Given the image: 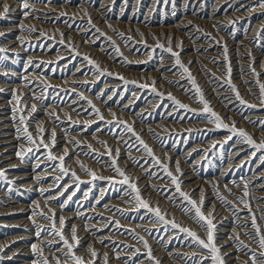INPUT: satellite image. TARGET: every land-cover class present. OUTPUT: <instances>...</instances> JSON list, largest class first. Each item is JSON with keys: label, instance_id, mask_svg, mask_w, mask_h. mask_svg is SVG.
I'll return each instance as SVG.
<instances>
[{"label": "rangeland", "instance_id": "374dc122", "mask_svg": "<svg viewBox=\"0 0 264 264\" xmlns=\"http://www.w3.org/2000/svg\"><path fill=\"white\" fill-rule=\"evenodd\" d=\"M3 1V0H2ZM11 4L10 10L13 7L14 12L9 11L6 15H0V48L7 49L9 51L0 52V58L6 57V59L0 60V104H2V108H0V117L2 116V111L5 112L8 119L9 131L6 134H10V138L12 137L14 149L12 152H4L0 154V171L5 173L6 179L0 180V264H37V260L39 257L32 251L30 245L32 247L33 244H36L41 249H43V255L48 258L50 264H56V258H59L61 264H73V261L66 257L64 253L67 251L63 247V243L60 241L59 237L54 234L52 231L53 224L48 223L43 217L39 215H35L33 213L45 212V216L52 215V212L55 213L56 218V230L60 231L59 218L63 217L65 220V225L63 227V232L66 238L71 241L72 233L69 229H72V222L74 223L73 227L77 229V236L79 235L80 244L79 246L74 248V252L78 256L84 257L85 261H91L94 258L90 256L88 252V247L96 249L95 251L99 254L98 257L95 258L96 264H104L105 255H107L108 264H156V260L158 258L159 264H199L200 258L205 255L206 250L200 248L197 244L191 241L190 237H187L186 234L179 232L178 229H174L171 227V223L164 224L163 222L158 221L155 217L154 213L149 212L144 208H140L136 202L132 199L130 195V189L127 185H122L119 181L122 180V177L118 176L111 166V159L108 154V149L112 150L113 157L116 156V150L120 153L117 157V165L129 177L132 176V181L138 185L142 198L149 203L152 209L159 207L161 209V214L165 216L167 221L175 220L176 223L188 227L191 230L195 231L201 238L206 239L205 230L200 228L197 224H195L190 218L189 215H185L180 209L181 207L187 206L186 202L179 197V194L175 192V186L170 183L169 177L165 174L163 169L154 164L152 158L148 156V154H143V148L138 144L136 140V136L134 137L132 133L127 132L125 126L132 127L134 132L153 150V154L157 157L163 164L168 166V169L174 174L177 175L180 181L183 183L181 185V190L190 193L191 198L199 201L201 197H205L203 204V211L205 215L212 213L214 216L213 223L216 225V243L221 248V254L224 257L225 264H252L251 254L252 252L257 253V257L259 258L260 249L256 242L251 238L255 236L254 229L251 228V218L252 215H255L256 220L259 225L264 229V195L262 197V193L264 192V188L258 190L255 188L257 183L264 182V176H262L261 180H258L257 183H253V181L249 180V176L253 173H259L263 171L264 160L261 159V152H256L255 155L251 156V153L255 150L251 148L247 143L242 142V138L232 135L230 137V133L223 128H217L216 125L210 122L211 117L210 114L205 113L203 111L202 105L198 102V98L194 95V89L191 84L187 80V78H179V69L175 67V58L165 51L169 45L168 41L170 40L172 43L173 51L178 52L180 55L181 62L187 66L190 71L194 75H192L197 84L199 83V87L204 93L205 99L210 104L212 110H216L215 112L220 114L223 122L231 126L235 124L237 130L243 129L245 130L256 143H260L264 141V104L260 103V84H264V8H260L258 6L260 0H224V2L220 0H27L28 8L25 9L23 7L24 2L22 0H6ZM12 1V2H11ZM42 1V2H41ZM64 1V3H63ZM72 1L74 3H72ZM85 1V2H84ZM89 1V2H88ZM100 1V2H99ZM106 1V2H104ZM123 1V3H122ZM172 1V2H171ZM185 1V2H184ZM14 2H19L14 3ZM41 2V3H40ZM66 2V3H65ZM97 2V3H95ZM197 2V5H196ZM204 2V3H203ZM215 2V3H214ZM1 3V0H0ZM21 3V4H20ZM43 3V4H42ZM46 3V5L44 4ZM53 3V4H52ZM62 3V4H61ZM86 5H84V4ZM111 3V4H110ZM122 3V4H121ZM139 3V4H137ZM154 3V4H153ZM156 3V4H155ZM181 3V5H180ZM213 3V4H212ZM17 4V5H16ZM34 4V6H33ZM39 4V5H38ZM42 4V5H41ZM53 9L49 16L43 14V10L48 9L50 6ZM59 4V5H58ZM69 5L68 9L65 5ZM84 6H83V5ZM89 6H88V5ZM144 4V5H143ZM152 4V5H151ZM192 6H191V5ZM213 7H212V5ZM219 4V5H218ZM229 4V5H228ZM13 5V6H12ZM38 5V6H37ZM41 5V6H40ZM46 7H44V6ZM63 7H60L62 6ZM77 5V6H76ZM92 5V6H91ZM133 5V6H131ZM151 5V6H150ZM186 5V6H185ZM204 5V6H202ZM218 5V6H217ZM16 6V7H14ZM18 6V7H17ZM33 6V7H32ZM39 8H36V7ZM79 8H75L78 7ZM94 6V7H93ZM110 6V7H108ZM114 6V7H113ZM118 6V7H117ZM197 6V7H196ZM2 7V4H0ZM35 7V8H34ZM44 7V8H43ZM60 7V8H59ZM70 7H73L69 10ZM82 7V8H81ZM85 7V8H83ZM98 7V8H97ZM113 7V8H112ZM120 7V8H119ZM127 7V8H126ZM132 7V8H131ZM148 7V8H147ZM152 7V8H151ZM180 7V8H179ZM191 7V8H190ZM212 7V8H211ZM75 8V10H74ZM88 8V9H87ZM90 8V9H89ZM104 8V9H103ZM110 8V9H109ZM119 8V9H118ZM131 8V9H130ZM151 8V9H149ZM175 8V9H174ZM184 8V9H183ZM186 8V9H185ZM197 8V9H195ZM216 8V9H215ZM21 9V10H20ZM34 9V10H33ZM50 9V8H49ZM57 9V10H56ZM60 9V10H59ZM65 9V10H64ZM73 9V10H72ZM81 9V10H80ZM83 9V11H82ZM87 9V10H86ZM95 9L96 12H95ZM118 9V11H117ZM123 10L121 12V10ZM134 9V10H133ZM141 9V10H140ZM147 9V10H146ZM192 9V10H191ZM211 9V10H210ZM258 9V10H256ZM262 11H261V10ZM0 8V13H3ZM19 10V13H18ZM28 10V11H27ZM32 10V11H29ZM51 10V9H50ZM62 10V11H61ZM86 10V11H85ZM89 10H93L92 12ZM101 10V12H100ZM114 10V12H113ZM120 10V11H119ZM129 10L131 12H129ZM148 12H145V11ZM153 10V11H152ZM175 10V11H174ZM179 10V11H178ZM187 10V12H186ZM190 10V11H189ZM196 10V11H195ZM198 10V11H197ZM204 10V11H203ZM218 10V11H217ZM220 10V11H219ZM252 10L251 14L250 11ZM256 10V11H253ZM260 10V11H259ZM30 12L25 17V12ZM36 13H35V12ZM61 11V13H60ZM69 11V12H68ZM74 11V12H73ZM80 11V12H78ZM109 11V12H108ZM136 11V12H135ZM152 11V13H151ZM231 13L233 14H229ZM246 11V12H245ZM23 14H22V13ZM67 12V13H66ZM71 12V13H70ZM77 12V16H76ZM100 12V13H99ZM106 12V13H105ZM112 12V13H111ZM119 15H118V13ZM126 12V14H125ZM134 12V13H133ZM154 12V13H153ZM180 12V13H179ZM196 12V13H195ZM204 12V14H203ZM235 12V13H234ZM237 12L239 13V17H237ZM245 12V17L243 16ZM35 13V15H34ZM57 13V14H56ZM60 15H59V14ZM63 13V14H62ZM85 13V14H84ZM90 13V14H89ZM94 13V14H93ZM104 13V14H103ZM190 13V14H189ZM209 13V14H208ZM243 13V14H242ZM249 13V14H247ZM255 16H254V14ZM259 13V14H258ZM262 13V14H260ZM14 14V15H13ZM37 14V15H36ZM62 14V15H61ZM67 14L69 16H67ZM71 14V15H70ZM75 14V17L73 15ZM85 15L84 16H80ZM129 14V15H128ZM135 14V15H134ZM194 14V15H193ZM228 14L226 17L222 16ZM34 15V16H33ZM41 15V16H39ZM53 15H56L53 17ZM80 18L78 19L77 17ZM94 15V16H92ZM117 15V16H116ZM145 15V16H143ZM149 15V16H148ZM187 15V16H185ZM209 15V16H208ZM219 15V16H218ZM221 15V17H220ZM232 15V16H230ZM236 15V16H235ZM10 16V17H9ZM22 16V17H21ZM72 16V17H71ZM87 16V17H86ZM101 16L103 19H101ZM123 16V17H122ZM128 16V17H127ZM189 17L188 19H186ZM219 18H216V17ZM233 16L235 18H233ZM242 16V17H241ZM247 16V17H246ZM31 17V18H30ZM33 17V18H32ZM47 17V19H45ZM85 19H84V18ZM90 17V18H89ZM96 17V18H95ZM98 17V18H97ZM117 17V18H116ZM144 17L145 19H143ZM181 17V18H180ZM184 17V18H183ZM196 17V18H195ZM198 17V18H197ZM215 17V18H214ZM223 17V18H222ZM230 17V18H229ZM8 18V19H7ZM25 18V19H24ZM27 18V22H26ZM67 18V19H66ZM88 18V19H87ZM142 18V19H141ZM195 18V19H193ZM221 18V19H220ZM24 24L22 25V21ZM29 19V20H28ZM55 19V20H54ZM69 19V20H68ZM75 19V20H74ZM81 19V20H80ZM94 19L95 24H88V20ZM109 19V20H108ZM128 19V20H127ZM181 19V20H180ZM191 19V20H189ZM197 19V20H196ZM203 19V20H202ZM215 19V20H214ZM218 19V20H216ZM223 19V20H222ZM235 19V21H233ZM248 19V20H246ZM259 19V20H258ZM54 20V21H53ZM63 20V21H62ZM106 20V21H104ZM111 20V23H110ZM118 20L117 22H115ZM121 20V21H120ZM136 20V21H135ZM166 20V21H165ZM178 20V21H177ZM180 20V21H179ZM189 20V21H188ZM202 20V22H201ZM222 20V21H221ZM251 20V21H250ZM258 22H257V21ZM262 20V21H260ZM9 21V22H8ZM13 21V22H12ZM30 21H33L30 23ZM71 21V22H70ZM102 21V22H101ZM104 21V24H103ZM108 21L110 24L106 25L105 23ZM130 21V22H129ZM135 21L134 24H132ZM138 21V22H137ZM148 21V22H147ZM159 21V22H158ZM175 21V23L173 22ZM184 21L185 24L181 23ZM216 21V22H215ZM231 21V22H230ZM249 21V22H248ZM22 22V23H21ZM35 22V23H34ZM37 22V23H36ZM79 22V23H78ZM83 22V23H82ZM118 24H113V23ZM120 22V23H119ZM122 22V23H121ZM126 22V23H125ZM132 22V23H131ZM140 22V24H139ZM179 23V25L177 24ZM193 22V23H192ZM200 22V23H199ZM204 22V23H203ZM229 25H228V23ZM257 22V23H256ZM263 22V25H262ZM19 23V24H18ZM40 23V24H39ZM42 23V24H41ZM44 23V24H43ZM57 23V24H56ZM61 23V24H60ZM98 23V24H97ZM102 23V24H101ZM123 27H121L122 25ZM137 23V24H136ZM143 25H142V24ZM174 23V24H173ZM189 23V24H188ZM194 23H196L194 25ZM199 23V24H198ZM208 23V25H207ZM216 23V24H215ZM247 23V24H246ZM260 23V24H258ZM10 25L8 27V25ZM30 25L29 27L27 26ZM34 24V25H33ZM59 24V25H58ZM68 24V25H67ZM122 24V25H121ZM128 24V25H127ZM163 26H157V25ZM173 24V25H172ZM177 24V25H175ZM181 24V26H180ZM187 24V25H186ZM211 24V25H210ZM232 24V25H231ZM250 24V25H249ZM17 25V27H16ZM25 25V26H24ZM33 25V26H32ZM36 25V26H35ZM40 25V26H39ZM76 25V26H75ZM95 27H94V26ZM100 25H106L100 26ZM132 25V26H131ZM167 25H172L168 26ZM175 25V27H174ZM204 25V26H203ZM227 25V26H226ZM235 25V26H233ZM237 25V26H236ZM241 25V26H240ZM246 25V26H244ZM23 26V27H21ZM39 26V27H37ZM54 26V27H53ZM57 26V28H55ZM62 26V27H61ZM87 26V30L85 29ZM97 26V27H96ZM133 26H135L133 28ZM142 26V27H141ZM146 28H145V27ZM192 26V27H191ZM201 28H200V27ZM252 26V27H251ZM258 28H254L256 27ZM261 26V27H259ZM5 29H4V28ZM36 29L32 32V28ZM81 27L84 29L82 30ZM90 27V28H89ZM125 27V28H124ZM138 27V30H137ZM140 27V29H139ZM144 27V28H143ZM152 27H154L152 29ZM158 27V28H157ZM160 27L162 29H160ZM163 27L165 29H163ZM188 29H187V28ZM196 27V28H195ZM197 27H199L197 29ZM229 27V28H228ZM235 27V28H234ZM238 27V28H237ZM9 28H15L13 31L8 30ZM17 28V29H16ZM28 28V29H27ZM38 28V29H37ZM61 28V29H59ZM70 28V29H69ZM80 28L81 31L78 29ZM102 28V29H101ZM107 28V29H106ZM109 28V29H108ZM132 28V29H131ZM142 28V29H141ZM151 28V29H150ZM157 28V29H155ZM170 28V29H169ZM196 30H195V29ZM248 28V29H247ZM7 29V30H6ZM63 29V30H62ZM67 29V30H65ZM73 29V30H72ZM78 29V31H76ZM96 29H99L97 31ZM115 29V30H113ZM135 29V30H133ZM147 29V30H146ZM168 29V30H167ZM191 31H190V30ZM194 29V31H193ZM204 31L201 32L200 31ZM252 29V30H251ZM5 30V31H4ZM40 30V32H38ZM62 30V31H61ZM70 30V31H69ZM103 30V35H101ZM109 30V31H108ZM111 30V31H110ZM119 30V32L117 31ZM125 30V32H124ZM127 30V32H126ZM141 30V31H140ZM156 30V31H155ZM169 30L171 32H169ZM186 30V31H185ZM207 30V31H206ZM244 30V31H242ZM4 31V32H3ZM8 31V32H7ZM22 31V32H21ZM26 31V32H25ZM42 31V32H41ZM66 31V32H65ZM76 33V34H73ZM76 31V32H74ZM83 31V32H82ZM101 31V32H100ZM122 31V32H121ZM134 31V32H133ZM146 31V32H145ZM164 31V32H163ZM175 31V32H174ZM181 31V32H180ZM184 31V32H183ZM189 31V32H187ZM235 31V32H234ZM242 31V32H241ZM246 31V32H245ZM250 31H254L251 33ZM257 31V32H256ZM259 31V32H258ZM13 32V33H12ZM21 34H20V33ZM99 32V33H98ZM116 32V34H115ZM152 32V33H151ZM161 32V33H160ZM169 32V33H168ZM187 32V33H186ZM193 32V33H192ZM233 32V33H232ZM249 32V33H248ZM12 33V34H11ZM29 33V34H28ZM32 33V34H31ZM41 33V36H40ZM68 33V35H66ZM80 33V34H79ZM98 33V34H97ZM118 33H123V38H121ZM159 33V34H157ZM170 35H168V34ZM176 33V34H175ZM180 33V34H179ZM183 33V35H182ZM200 33V34H199ZM258 33V34H257ZM262 33V34H261ZM28 34V35H27ZM39 34V35H38ZM72 34V35H71ZM90 34V35H89ZM95 34V35H94ZM106 34V35H105ZM163 34V35H162ZM196 34V35H195ZM202 34V35H201ZM227 34V35H226ZM237 34V35H236ZM248 34V35H247ZM17 35L19 37H17ZM22 35V36H21ZM36 35V37H35ZM44 35V36H43ZM71 35V36H70ZM78 39L77 38V36ZM92 35V36H91ZM100 35V36H99ZM140 35V36H139ZM161 35V36H160ZM167 35V36H166ZM177 35V37H176ZM178 35L179 38H178ZM184 37H182V36ZM202 37H201V36ZM230 35V36H229ZM246 35V36H245ZM256 35V36H254ZM16 36V37H15ZM27 36L26 40L25 37ZM80 36V37H79ZM83 36V37H82ZM95 36V38H94ZM104 36V38H103ZM106 36V37H105ZM108 36V37H107ZM142 36V37H141ZM194 36V37H193ZM196 36V37H195ZM199 36V37H198ZM243 36V37H242ZM253 36V37H252ZM258 36V37H257ZM16 38V40L14 39ZM24 37V40H23ZM33 37V38H32ZM40 37V38H39ZM71 37V38H70ZM82 37V39H81ZM88 37V38H86ZM131 37V39H128ZM182 37V38H181ZM187 37V39H186ZM227 39H226V38ZM234 37V38H233ZM262 37V38H261ZM7 38V39H6ZM29 38V39H28ZM39 38V39H37ZM70 38V39H69ZM74 38V39H73ZM77 38V39H76ZM126 38V39H124ZM181 38V39H180ZM195 40H193V39ZM68 39V41L66 40ZM87 39V40H86ZM95 39V40H94ZM99 41H98V40ZM128 39V41H127ZM139 39H141L139 41ZM240 39V43L239 40ZM243 39V40H242ZM245 39V40H244ZM255 39V40H254ZM12 42V44L7 45V42ZM63 40V43L61 41ZM71 40V41H69ZM77 40V42H76ZM81 40V41H80ZM83 40V41H82ZM92 40V41H90ZM100 40H102L100 43ZM106 40V41H105ZM124 40V42H123ZM137 42H136V41ZM177 40V41H176ZM184 40V41H182ZM226 42H225V41ZM229 40V41H228ZM247 40V41H246ZM249 40V41H248ZM7 41V42H6ZM20 41V43L18 42ZM27 41V42H26ZM67 41V42H66ZM89 41V42H88ZM127 41V42H126ZM130 41V42H129ZM134 41V42H133ZM186 41V42H185ZM202 41V42H201ZM221 41V42H220ZM234 41V42H233ZM3 42L6 44H3ZM70 42V43H69ZM84 42V43H83ZM97 42V43H96ZM138 42H141L138 43ZM163 44L164 49H160L156 47L157 43ZM182 44H181V43ZM188 42V43H187ZM202 43L200 45V43ZM220 42V43H219ZM231 44H230V43ZM238 42V43H237ZM242 42V43H241ZM247 42L248 44H246ZM17 43V44H16ZM82 43V44H81ZM105 45H104V44ZM108 43V44H107ZM113 43V44H112ZM185 43V44H184ZM195 43V44H194ZM199 44V45H196ZM205 43V45H204ZM223 43V44H222ZM229 43V45H228ZM257 43V44H256ZM263 43V44H262ZM130 44V45H129ZM144 44V45H143ZM184 44V45H183ZM187 44V45H186ZM219 44V45H218ZM223 46H221V45ZM236 44V45H235ZM250 44V45H249ZM256 44V45H255ZM260 44V45H259ZM4 45V46H3ZM16 45V46H15ZM84 46V48L82 47ZM86 45V46H85ZM88 45V46H87ZM90 45V48H89ZM101 45V46H100ZM107 45V47H106ZM109 45V46H108ZM113 45V46H110ZM127 47H124V46ZM183 45V46H182ZM226 45V46H225ZM228 45V46H227ZM242 45V46H241ZM252 45V46H251ZM75 46V47H74ZM121 46V47H120ZM123 46V47H122ZM144 46V47H142ZM182 48H181V47ZM247 46V47H246ZM253 46L256 47L253 49ZM22 47V48H21ZM81 47L83 49H81ZM98 47V48H97ZM101 47V48H99ZM104 47V48H103ZM190 47V48H188ZM197 47V48H196ZM215 47V48H214ZM227 47L228 49V59L229 61H224V52L223 49ZM231 47V48H229ZM244 47V48H243ZM16 48V49H15ZM23 49V51L21 49ZM48 48V49H47ZM97 48V50H96ZM116 48H119V54L114 51ZM126 51L124 52V49ZM187 48V49H186ZM223 48V49H221ZM239 48V49H238ZM260 48V49H259ZM19 49V50H17ZM80 49L83 51H80ZM87 49V50H86ZM93 49V52H91ZM194 49V50H193ZM200 49V50H199ZM215 49H217L215 51ZM230 49V50H229ZM244 49V50H243ZM247 49V50H246ZM16 50V52H15ZM21 50V51H20ZM45 50V51H44ZM70 50V51H69ZM75 50V51H71ZM96 50V51H95ZM111 50V51H110ZM130 52H129V51ZM187 50V51H186ZM190 50V51H189ZM222 50V51H220ZM242 52H241V51ZM256 50V51H255ZM25 51V52H24ZM69 51V52H68ZM98 51V53H97ZM100 51V52H99ZM110 51V52H109ZM235 51V52H233ZM240 51V52H239ZM253 51V52H252ZM255 51V52H254ZM258 51V52H257ZM62 52L63 54L57 53ZM66 52V53H65ZM109 52V53H108ZM114 52V53H113ZM121 52V53H120ZM133 52V54H132ZM181 52V53H180ZM184 52V54H182ZM212 52V54H211ZM214 52V53H213ZM237 52V53H236ZM248 52V53H247ZM29 53L30 55H27ZM33 53H38L33 54ZM56 53V54H55ZM79 53V54H78ZM84 53V54H83ZM95 53V54H94ZM98 55H97V54ZM102 53V54H101ZM126 53V54H125ZM130 55H129V54ZM191 53V55H190ZM195 53L194 55H192ZM206 53V54H205ZM216 53V54H215ZM244 53V55H243ZM246 53V54H245ZM253 53V54H251ZM257 53V54H256ZM263 55H262V54ZM114 54V55H113ZM116 54V55H115ZM122 54V55H121ZM128 54V55H127ZM164 54V55H163ZM215 54V55H214ZM223 54V55H222ZM242 54V55H241ZM251 54V55H249ZM260 54V55H259ZM30 58L28 60V58ZM42 55V56H41ZM56 55V56H55ZM61 55V57H60ZM82 55V56H81ZM83 55L89 57L94 64H89L87 60L84 59ZM90 55V56H89ZM97 55V56H96ZM102 55V56H101ZM111 55L108 60V56ZM121 55V57H120ZM126 57H124V56ZM127 55V56H126ZM140 55V56H139ZM184 55V56H182ZM187 55V56H185ZM209 55V56H208ZM239 55V56H238ZM256 55V57H255ZM34 58H33V57ZM134 56V58H133ZM189 56V59H188ZM196 56V57H195ZM198 56V57H197ZM236 56V57H233ZM254 56V57H253ZM37 57V58H36ZM83 57V58H82ZM124 57V58H123ZM146 57V58H145ZM168 57V58H163ZM183 57V58H182ZM187 59H186V58ZM210 57V58H209ZM263 57V58H262ZM16 58V59H15ZM48 58V59H47ZM101 58V59H100ZM123 58V59H121ZM128 58V59H127ZM134 60H131V59ZM139 58H143L142 60ZM191 58V59H190ZM195 58V59H194ZM200 58V59H199ZM240 60H239V59ZM252 58V60L248 59ZM262 58V59H261ZM27 59V60H25ZM40 59V60H39ZM69 59H71L69 61ZM125 59V60H124ZM187 61H186V60ZM209 59V60H208ZM216 59V60H215ZM247 59V60H245ZM254 59V60H253ZM258 59V60H257ZM121 60V61H120ZM130 60V61H129ZM160 60V61H159ZM169 60V61H168ZM197 60V61H196ZM201 60H203L201 62ZM206 60H208L206 62ZM250 60V61H249ZM108 61V62H107ZM126 63H125V62ZM128 61V62H127ZM134 61V62H133ZM163 61V62H162ZM190 61V62H189ZM196 61V62H195ZM212 61V62H211ZM233 61V63L231 62ZM238 61V62H237ZM240 61V62H239ZM245 61V62H244ZM247 61V62H246ZM248 61L251 65L248 66ZM252 61V62H251ZM64 62V63H63ZM67 62V63H65ZM114 64H113V63ZM122 62V63H121ZM124 62V63H123ZM165 62V63H164ZM169 62V63H168ZM186 62V63H185ZM202 64H201V63ZM227 66L231 67V80L232 84L235 88L241 93V98L246 101V104H240V102L236 99V95L234 92L229 90V87L226 83V63ZM235 62V63H234ZM258 64H256V63ZM70 63V65H69ZM113 64V66L111 65ZM117 63V64H116ZM128 63V64H127ZM135 63V64H133ZM163 65H160V64ZM168 63V64H167ZM207 63V64H206ZM213 63V64H212ZM224 63V64H222ZM230 63V64H229ZM243 63V64H242ZM249 63V64H250ZM25 64V65H24ZM64 64V65H62ZM116 64V65H115ZM126 64V65H125ZM195 64V66H193ZM221 64V65H220ZM233 64V65H232ZM237 64V65H236ZM247 64V65H246ZM254 66H253V65ZM256 64V65H255ZM262 65V66H259ZM24 65V66H23ZM98 65V69L96 66ZM192 65V66H191ZM206 65V66H205ZM218 65V66H216ZM225 65V66H223ZM240 65V66H239ZM243 65V66H242ZM246 65V66H244ZM26 66V68H25ZM77 66V67H76ZM123 66V68H122ZM158 66V67H156ZM198 66V67H196ZM200 66V67H199ZM215 66V67H213ZM237 66V67H236ZM256 66V67H255ZM259 66V67H257ZM68 67V68H67ZM206 72H204L205 70ZM221 67V68H220ZM242 67V68H241ZM244 67V68H243ZM249 67V68H248ZM262 67V68H261ZM67 68V70H65ZM78 68V69H76ZM160 68V69H159ZM211 68V69H209ZM214 68V71H213ZM217 68V69H216ZM223 68V69H222ZM239 68V69H238ZM254 68L258 75H253L250 69ZM261 68V69H260ZM128 69V70H127ZM202 71H200V70ZM225 69V70H224ZM236 69V71H235ZM3 70V72H2ZM59 70V71H58ZM64 70V71H63ZM78 70V71H76ZM157 72H156V71ZM260 72H259V71ZM40 71V72H39ZM63 71V72H62ZM100 71V72H99ZM130 71V72H128ZM134 71V72H133ZM213 74H212V72ZM217 71V72H216ZM240 71V72H239ZM249 71V72H248ZM10 72V73H9ZM29 72V74H28ZM31 72V73H30ZM35 72V76L32 74ZM105 72V73H104ZM156 72V73H155ZM164 72V73H163ZM203 72V73H202ZM208 72V73H207ZM211 72V73H210ZM217 74L215 75L214 74ZM234 72V73H233ZM245 72V73H244ZM14 73V74H13ZM20 73V74H19ZM40 73V74H38ZM57 73V74H56ZM92 73V74H91ZM131 73V74H130ZM205 73V74H204ZM243 73V75H242ZM247 73V74H246ZM26 76L24 77L23 75ZM163 74L165 76H163ZM174 79H172V75ZM201 74V75H200ZM219 74V75H218ZM235 74V75H234ZM239 74V75H238ZM244 74H246L244 77ZM15 75V76H14ZM30 75V76H29ZM34 78H30V77ZM41 76L40 78L37 76ZM155 75V76H154ZM161 75V76H160ZM169 75V76H168ZM171 75V76H170ZM200 76V78L197 76ZM206 75V76H205ZM233 75V76H232ZM241 75V76H240ZM10 76V77H9ZM14 76V77H13ZM18 76V77H17ZM44 76V77H43ZM93 76H95L93 78ZM159 76V77H158ZM211 76V77H210ZM217 78H216V77ZM221 76V77H218ZM249 79L247 80V77ZM3 77V78H2ZM23 77V79H22ZM47 80H46V78ZM49 77V78H48ZM65 77H67L66 80ZM69 77V78H68ZM89 77L93 78L90 79ZM120 77H123L121 79ZM161 77V79H160ZM164 77V78H163ZM167 79H166V78ZM207 77V78H206ZM225 78V81L219 78ZM241 79H240V78ZM260 79H259V78ZM262 77V78H261ZM6 78V79H4ZM15 78V79H14ZM36 78V79H35ZM38 78V79H37ZM44 80H43V79ZM63 78V79H62ZM203 78V79H202ZM206 78V79H205ZM211 78V79H210ZM215 78V79H214ZM239 79L241 81L235 80ZM12 79V80H11ZM42 79V80H41ZM49 79V80H48ZM56 79V80H54ZM59 79L62 81L60 82ZM71 79V81H70ZM86 79V80H85ZM198 79V80H197ZM210 79V80H209ZM213 79V80H212ZM219 79V80H218ZM259 81H258V80ZM10 80V81H9ZM23 83H21V81ZM41 80V81H40ZM65 80V81H64ZM172 80V81H171ZM20 81V82H19ZM28 83H27V82ZM43 81V82H42ZM51 81H53L51 83ZM56 81V82H55ZM59 81V82H58ZM127 81V83H126ZM164 81V82H163ZM169 81V82H168ZM170 81L172 83H170ZM201 81V82H200ZM234 81V82H233ZM250 81V82H249ZM12 82V83H11ZM19 82V83H18ZM46 82V83H45ZM50 82V83H49ZM64 84H63V83ZM67 82V83H66ZM153 82H155V89L153 91ZM184 82V83H183ZM205 82V83H203ZM210 82V83H209ZM4 83V84H3ZM15 83V84H14ZM31 83V84H30ZM35 83V84H34ZM36 83L38 85H36ZM42 83V84H41ZM44 83V84H43ZM54 83V84H53ZM59 83V85L57 84ZM109 85H105V84ZM112 83V84H111ZM168 85H167V84ZM184 85H183V84ZM189 83V84H188ZM226 83V84H225ZM246 83V84H245ZM7 84V85H6ZM9 84V85H8ZM14 84V85H12ZM21 84L23 86H21ZM29 84V85H28ZM47 84V85H46ZM65 84L66 85L65 87ZM12 85V87H11ZM45 85V86H44ZM62 85V86H61ZM72 85V86H71ZM83 85V86H82ZM104 85V86H103ZM143 85H147V87H143ZM172 85V86H171ZM183 85V86H182ZM205 85V86H204ZM210 88H209V86ZM213 85V86H212ZM216 85V86H215ZM241 85V86H240ZM243 85V86H242ZM3 86V87H2ZM18 86L20 89L15 88ZM32 86V88H31ZM35 86V87H34ZM48 86V87H47ZM175 86V87H174ZM186 86V87H185ZM203 86V87H202ZM207 86V87H206ZM240 86V87H238ZM25 87V88H24ZM34 87V88H33ZM70 87V88H69ZM74 87V89H73ZM169 87V88H168ZM171 87V88H170ZM247 87V88H246ZM11 88H14L13 90ZM44 88V89H43ZM48 88V89H47ZM65 88V89H64ZM72 88V90H70ZM176 91H183L182 93H178ZM182 88V89H181ZM209 88V89H208ZM243 88V89H242ZM25 90V92L23 91ZM69 89V90H68ZM76 89V90H75ZM179 89V90H178ZM206 89V90H205ZM211 89V90H210ZM20 90V91H19ZM29 90V91H28ZM39 92L38 94L36 91ZM49 90V91H48ZM53 90V91H52ZM58 90V92H57ZM80 90V92H79ZM187 92H186V91ZM213 90V91H212ZM228 90V91H227ZM249 90V91H248ZM14 91V92H13ZM22 91V97L20 96ZM69 91V92H68ZM78 91V92H77ZM151 91V92H150ZM191 91V92H189ZM207 91H209L207 93ZM222 91V92H220ZM9 92V93H7ZM16 92V94H15ZM20 94H19V93ZM26 93V96L24 93ZM41 92V95H40ZM65 92V93H64ZM73 92V93H72ZM76 92V93H75ZM225 92V93H224ZM231 92V93H230ZM251 95H249L248 93ZM14 93V94H12ZM28 93V94H27ZM32 93V94H31ZM64 93V95L62 94ZM79 93L81 95H79ZM157 93H162V95H157ZM206 93V95H205ZM248 95H247V94ZM19 94V95H18ZM31 94V95H30ZM37 94V95H36ZM50 94H53L52 96ZM73 94V95H72ZM152 94V95H151ZM169 94L172 95L176 100L180 101L187 108H180L176 106L172 100L168 98ZM183 94V95H182ZM210 94V95H209ZM211 94L213 99H211ZM12 95V96H11ZM17 95L20 97L19 103H17L13 97ZM39 95V96H38ZM58 95V96H57ZM75 95V96H74ZM78 95V96H77ZM154 95V96H153ZM166 95V96H165ZM180 95V96H179ZM228 95V96H227ZM233 95V96H232ZM235 95V96H234ZM32 96V97H31ZM42 96V97H41ZM45 96V97H43ZM62 96V98H61ZM67 96V97H66ZM86 96V97H84ZM95 98H94V97ZM106 96V97H105ZM178 96V97H177ZM219 96V97H218ZM243 96V97H242ZM28 97V100H27ZM31 97V98H30ZM35 99H34V98ZM55 97V98H54ZM75 97V98H74ZM77 97V100H76ZM79 97V98H78ZM210 99H209V98ZM226 97V98H225ZM2 98V99H1ZM12 98V99H11ZM34 100H33V99ZM50 98V99H49ZM52 98V99H51ZM66 98V99H65ZM74 98V99H73ZM85 98V99H83ZM94 98V99H93ZM107 98V100H105ZM185 98V100H184ZM221 98V99H220ZM224 98V99H223ZM9 99V100H8ZM37 99V101H36ZM46 99V100H45ZM139 99V100H138ZM155 99V100H154ZM189 99V100H188ZM231 99V101H229ZM4 102H2V101ZM12 100V101H11ZM33 100V101H32ZM41 100V101H40ZM55 102H52V101ZM59 100V101H58ZM64 100V101H63ZM74 100V101H73ZM91 100V101H90ZM129 100V102H128ZM141 100V101H140ZM193 100V101H192ZM218 103H217V101ZM11 101V103H10ZM24 101V102H22ZM31 101V102H30ZM35 101V102H34ZM41 103H40V102ZM44 101V102H43ZM89 101L91 104H89ZM191 101V102H190ZM226 101V102H224ZM229 101V102H228ZM238 101V102H237ZM2 102V103H1ZM16 102V103H15ZM52 102V103H51ZM65 104H64V103ZM68 102V103H67ZM70 102V103H69ZM72 102V103H71ZM102 102V104H101ZM129 104H127V103ZM154 102V103H153ZM193 102V103H192ZM249 102V103H248ZM36 107L35 112L31 111V105L33 104ZM41 105H40V104ZM60 103V104H59ZM67 103V104H66ZM77 103V104H76ZM83 105H80V104ZM98 103V104H97ZM106 103V104H105ZM114 103V104H113ZM141 103V104H140ZM146 103V104H145ZM216 103V104H215ZM225 103V104H224ZM229 103V104H228ZM10 104V105H9ZM23 104V105H22ZM31 104V105H30ZM38 104V105H37ZM52 104V105H50ZM55 104V105H54ZM69 104V105H68ZM87 106H85V105ZM110 104V105H108ZM123 104V106H122ZM127 104V105H126ZM149 104V106H148ZM154 104V105H153ZM165 104V105H164ZM236 106H235V105ZM239 104V105H238ZM22 105V106H21ZM55 107H54V106ZM57 105V106H56ZM66 107H65V106ZM77 105V106H76ZM94 107H93V106ZM100 105V106H98ZM121 105V106H120ZM219 105V106H218ZM221 105V106H220ZM249 105H252L250 107ZM12 106V107H11ZM30 106V107H29ZM51 108H50V107ZM59 106V107H58ZM63 106V107H62ZM76 108H75V107ZM108 106V107H107ZM112 107L109 109V107ZM134 106V107H133ZM141 106V107H140ZM224 106V107H223ZM259 106V107H258ZM22 109V111H18V116H14L13 108ZM26 107V108H25ZM29 107V108H28ZM47 108L50 110L44 109ZM54 107V110H53ZM62 110H61V108ZM74 107V108H73ZM81 107V108H80ZM96 107V108H95ZM100 111V114L103 116L105 120L98 119L95 114L96 110ZM102 107V108H101ZM106 107V108H105ZM217 107H219L217 110ZM221 107V108H220ZM244 107V108H243ZM258 109H255V108ZM10 108V109H9ZM59 108V109H57ZM65 108V109H64ZM68 108V109H66ZM73 108V109H72ZM90 108V110H89ZM114 108V109H113ZM119 108V109H118ZM121 108V109H120ZM138 108V110H137ZM12 109V111H11ZM41 109V110H40ZM72 109V112H71ZM75 109V110H74ZM127 109V110H126ZM171 109V110H170ZM175 109V110H174ZM188 109H191L188 110ZM224 109V112L223 110ZM237 109V110H236ZM6 110V111H5ZM28 110V111H26ZM30 110V111H29ZM44 110V111H42ZM53 110V111H52ZM56 110H58L56 112ZM61 113H60V111ZM67 110V111H66ZM70 110V111H69ZM104 110V111H101ZM137 110V112H135ZM140 110V111H139ZM143 110V111H141ZM170 110V111H169ZM213 110V111H214ZM229 115H228V111ZM38 111H40L38 113ZM46 111V112H45ZM48 111V114H47ZM66 111V112H64ZM89 114H86L88 113ZM109 111V112H108ZM114 111V112H113ZM126 111V113H125ZM149 111V112H148ZM169 111V112H168ZM218 111V112H217ZM247 111V112H246ZM8 112V113H7ZM11 112V113H10ZM52 112L54 114H52ZM68 112H76V114H71ZM90 112H92L90 114ZM112 114H109V113ZM140 112V113H139ZM148 112V113H147ZM255 112V113H253ZM13 113V114H12ZM30 113V114H29ZM57 113V114H56ZM63 113V114H62ZM68 113V115L66 114ZM77 113H79V117H77ZM116 113V114H115ZM118 113H121V115ZM123 113V114H122ZM139 115H138V114ZM142 113V114H141ZM147 113V115H146ZM169 113V114H168ZM109 114V116H108ZM115 114V115H113ZM141 114V115H140ZM168 114V115H166ZM171 114V115H170ZM235 114V116L233 115ZM258 114H262L257 116ZM21 115H25V123L28 125L29 132L33 133L34 136L37 137V145H29L27 140L24 138L22 134H18L16 129L23 125H20L19 119ZM27 115V116H26ZM42 115V118H41ZM51 115V116H50ZM59 115V118L58 116ZM72 115V116H71ZM76 115V116H74ZM81 115V120H80ZM85 115V116H84ZM120 119H118V116ZM231 115L233 117H231ZM246 115H251L247 116ZM255 115V116H254ZM14 116V117H13ZM36 116V117H35ZM38 116V117H37ZM44 116V117H43ZM57 116V118H56ZM61 116V117H60ZM83 116V117H82ZM89 116V117H88ZM95 116L96 119H93ZM108 116V117H107ZM112 116V117H111ZM114 116V117H113ZM130 116V117H129ZM136 116V117H134ZM146 116V117H144ZM167 116V117H166ZM230 116V117H229ZM12 117V118H11ZM27 117V118H26ZM40 117V118H39ZM50 117V118H49ZM63 117L66 120L63 119ZM68 117V118H67ZM71 117V118H70ZM76 117V118H75ZM127 117V118H126ZM144 117V118H143ZM229 117V118H228ZM237 117V118H236ZM32 118V119H30ZM48 118V119H47ZM71 121H70V119ZM86 118V119H85ZM88 118V119H87ZM113 118V119H112ZM132 118V119H131ZM138 118V119H137ZM150 118V120H149ZM231 118V119H230ZM13 119V120H12ZM37 119V120H36ZM58 119V120H57ZM62 119V120H60ZM74 119V120H73ZM75 119L78 121H75ZM84 119V121H83ZM93 119V120H91ZM108 119V120H107ZM110 119V120H109ZM126 119V120H125ZM128 119V120H127ZM144 119V120H143ZM165 119V120H164ZM17 120V121H16ZM49 120V121H47ZM51 120V121H50ZM72 120L74 122H72ZM95 120V121H94ZM107 120V121H106ZM119 120V121H118ZM129 120L132 123H129ZM134 120V121H133ZM243 122H242V121ZM12 121V122H11ZM15 121V122H14ZM39 121V122H37ZM42 121V122H41ZM81 121V123L79 122ZM83 121V122H82ZM93 121V122H90ZM146 121V122H145ZM152 121V122H151ZM162 123H161V122ZM35 122L37 126H35ZM45 122V123H44ZM47 122V123H46ZM53 122V123H52ZM72 122V123H71ZM85 122V123H84ZM90 122V123H89ZM106 122V123H105ZM120 122H124L121 123ZM135 122H137L135 124ZM140 122V125H139ZM143 122V123H142ZM151 122V126L149 123ZM169 122L171 123L169 126ZM246 122V123H245ZM12 123V124H11ZM42 123V124H41ZM48 123H52L51 126ZM60 123V124H59ZM62 123V124H61ZM66 123V124H65ZM89 123V124H88ZM116 123V124H115ZM128 123V124H127ZM158 123V124H157ZM160 123V124H159ZM165 123V124H164ZM34 128H32L30 125ZM41 124V125H39ZM48 124V125H47ZM127 124V125H126ZM146 124V125H145ZM148 124V127H147ZM155 125L153 127L152 125ZM167 124V125H166ZM186 124V125H185ZM248 124V125H247ZM14 126V128L12 126ZM17 125V126H16ZM54 125V126H53ZM60 127V131L56 127ZM85 125V126H84ZM102 127H101V126ZM104 125V126H103ZM134 125V126H132ZM143 125V127L141 126ZM157 125V126H156ZM171 125L173 127H171ZM177 125V126H175ZM136 126V127H135ZM141 126V127H138ZM145 126V127H144ZM161 126V127H160ZM163 126V129H162ZM179 126V127H178ZM186 126V127H185ZM12 127V129H11ZM43 127L45 131L43 133L45 143L50 144L48 149H45L42 145H39V139L37 134V128ZM78 129H77V128ZM99 127V129H98ZM118 127V128H117ZM134 127V128H133ZM158 127V128H156ZM165 127V128H164ZM188 127V129H187ZM16 128V129H15ZM56 128V129H55ZM112 128V129H111ZM172 130H170V129ZM175 128V129H173ZM178 128V129H177ZM181 131H180V129ZM51 129V130H49ZM63 129V130H61ZM69 129V130H68ZM114 129V131H113ZM135 129H139L135 130ZM156 129V130H155ZM159 129L163 131H159ZM257 129V130H256ZM81 130V132H80ZM87 130V131H86ZM106 130V131H105ZM152 130V131H151ZM158 130V131H157ZM249 130V131H248ZM16 133H15V132ZM74 131V132H73ZM94 131H96L94 134ZM113 131V132H112ZM138 131V132H137ZM147 131V132H145ZM154 131V133H153ZM156 131V132H155ZM168 133H166V132ZM170 131V133H169ZM36 132V133H35ZM55 132V144L52 145V136L51 133ZM61 132V133H60ZM65 132V133H64ZM67 132V133H66ZM84 132V133H83ZM86 132V133H85ZM123 132V133H122ZM144 132V133H143ZM152 132V133H151ZM161 132V133H160ZM181 132V133H180ZM258 132L259 133L257 135ZM5 133V132H4ZM15 135H13V134ZM50 133V134H49ZM63 133V134H62ZM74 133V134H73ZM77 133V134H76ZM89 133V134H88ZM104 133V135H103ZM120 133V134H119ZM140 133V134H139ZM144 135H143V134ZM146 133V134H145ZM150 133V137L148 135ZM165 133V134H163ZM179 133V134H178ZM194 133V134H193ZM72 134V135H71ZM87 134V135H84ZM93 134V136H92ZM102 134V137L100 136ZM114 134V135H112ZM163 134V135H162ZM21 135V136H20ZM47 135V136H46ZM50 135V136H49ZM68 137H67V136ZM79 135V136H76ZM91 137L88 139V136ZM96 135V136H95ZM99 135V137H97ZM107 135V136H106ZM111 135V136H110ZM119 135V136H118ZM123 135V137H122ZM131 135V136H129ZM147 135V136H145ZM158 135V136H157ZM170 135V136H169ZM178 135V136H177ZM200 135V137H199ZM257 135V136H256ZM14 136V137H13ZM50 138H49V137ZM60 136V137H59ZM65 136L68 138H65ZM76 136V138H75ZM82 136L83 139H82ZM87 136V137H86ZM130 137L131 139L127 140L125 137ZM173 136V137H172ZM203 136V138H202ZM207 136V138L205 137ZM16 137V138H15ZM18 137V138H17ZM60 138L59 142L58 139ZM80 137V139H79ZM109 137V138H108ZM148 137V138H147ZM158 137V138H157ZM14 138V139H13ZM64 138V139H62ZM71 138V139H70ZM73 138V139H72ZM88 141H86L85 139ZM93 138V139H91ZM105 138L103 142L102 139ZM218 138V139H217ZM57 139V141H56ZM67 139V140H66ZM98 139V140H96ZM108 139V140H106ZM110 139L112 141H110ZM116 139V140H115ZM134 139V140H133ZM203 139V140H202ZM212 143H211V140ZM216 139V140H215ZM220 139V140H219ZM221 139H223L221 141ZM82 140V141H81ZM84 140V141H83ZM91 140H94L93 142ZM114 140V141H113ZM120 140V141H119ZM136 141V147L129 149V144L133 141ZM75 141V143H74ZM79 143H77V142ZM122 141H125L122 144ZM131 141V142H130ZM161 141V142H160ZM210 141V142H209ZM19 142V143H18ZM67 142V143H66ZM69 142V143H68ZM82 142V143H81ZM86 144H84V143ZM111 142V144L109 143ZM121 145L119 146L118 143ZM129 142V143H128ZM155 142V143H154ZM209 142V143H208ZM66 143V144H64ZM103 143V144H102ZM105 143V144H104ZM115 143V145H114ZM127 143V144H126ZM152 143V144H151ZM154 143V144H153ZM204 143V144H203ZM215 143V144H214ZM236 143V145H235ZM239 143V144H238ZM15 144V145H14ZM21 144V145H19ZM58 144V145H56ZM69 144L71 147H69ZM82 144V145H81ZM107 144V145H106ZM138 144V145H137ZM156 144V145H155ZM196 144V146H195ZM200 144V145H199ZM202 144V145H201ZM206 144V145H205ZM213 144V145H212ZM17 145V147H16ZM75 145V146H73ZM90 147H89V146ZM114 145V146H112ZM153 147H152V146ZM194 145V146H193ZM199 145V146H198ZM208 145V146H207ZM211 145V146H210ZM37 146H39V150L37 151ZM56 146V147H55ZM64 149H63V147ZM82 146V147H81ZM119 146V148H118ZM160 146V147H158ZM202 146V147H201ZM5 146L0 144V149ZM32 148V151H27L28 148ZM60 147V148H59ZM62 147V148H61ZM69 147V148H68ZM74 147V148H73ZM86 147V148H85ZM88 147V148H87ZM140 147V148H139ZM176 147V148H174ZM58 148V149H56ZM84 148V149H83ZM107 148V149H106ZM117 148V149H116ZM125 148V149H122ZM142 148V149H141ZM158 148V149H157ZM170 148V149H169ZM174 148V149H173ZM219 148V149H218ZM54 149V150H53ZM64 150L63 152L61 150ZM65 149H67V156H65V160L63 163V167L66 170V174H61L60 171V161L59 159L55 161H47V155L49 151L54 154L56 157H60L65 155ZM71 149V150H70ZM90 149V150H89ZM100 149V150H99ZM116 149V150H115ZM128 149V150H127ZM136 149V150H135ZM160 149V150H159ZM167 149V151H166ZM240 149V151H238ZM48 153H47V151ZM60 150V152H59ZM77 150V151H76ZM80 150V151H79ZM88 150V151H87ZM96 150V151H94ZM142 150V151H141ZM157 150V151H156ZM164 150V151H162ZM173 150V151H171ZM178 150V151H176ZM191 150V151H190ZM46 151V152H45ZM53 151V152H52ZM56 151V152H55ZM69 151V152H68ZM86 151V152H85ZM94 151V152H93ZM100 151V152H98ZM135 151V152H134ZM164 157L168 158H163ZM186 151V153H185ZM17 152H23V158L17 156ZM62 152V153H61ZM74 152V153H73ZM79 153V155L76 154ZM90 152V154H89ZM103 155H102V153ZM124 152V153H123ZM157 152V154H156ZM166 154H165V153ZM174 152L175 154H171ZM229 152V153H228ZM16 153V156L15 154ZM59 153V154H58ZM85 153V154H84ZM92 153V154H91ZM99 153V155H98ZM142 155L140 156V154ZM188 153V154H187ZM228 153V154H227ZM231 153V154H230ZM233 153V154H232ZM14 154V156H12ZM39 154V155H38ZM74 154V156H73ZM82 154V156H81ZM94 154V155H93ZM136 154V155H135ZM139 154V155H138ZM168 154V155H167ZM179 154V156H177ZM190 154V155H189ZM192 154V155H191ZM45 155V156H44ZM77 155V156H75ZM123 155V156H122ZM146 155V156H145ZM161 155V156H160ZM166 155V156H165ZM183 155V156H182ZM188 155V156H187ZM203 155V156H202ZM227 155V156H226ZM232 155V156H231ZM11 156V159H5L6 157ZM38 156V157H37ZM94 156V158H93ZM140 156V157H139ZM148 156V157H147ZM182 156V157H181ZM200 156V157H199ZM220 156V157H219ZM229 156V157H228ZM74 159H73V158ZM130 157V158H128ZM146 157V158H145ZM173 157V158H172ZM196 157V159L194 158ZM39 158V159H38ZM44 158V159H43ZM96 158H98L96 160ZM128 158V159H127ZM176 158V159H175ZM179 158V159H178ZM225 158V159H224ZM231 158V159H230ZM5 159V160H4ZM19 163H18V161ZM37 159V160H36ZM46 159V160H45ZM122 159V160H121ZM125 159V163H124ZM167 159V161H166ZM178 159V160H177ZM183 159V161H182ZM202 159V161H201ZM239 159V160H238ZM244 159V161H243ZM40 160V161H38ZM44 160V161H43ZM104 160V161H103ZM139 161V163H134L133 161ZM145 160V161H144ZM179 164L180 170L183 173L182 176L176 172L177 163ZM185 160V161H184ZM187 160V161H186ZM196 160V162H195ZM200 160V161H199ZM223 160V161H222ZM242 160V161H241ZM15 161V162H14ZM96 161V163H95ZM103 161V163L101 162ZM165 161V162H164ZM193 161V162H192ZM227 161V162H226ZM229 161V162H228ZM234 161V162H233ZM235 161L238 163H235ZM259 161V162H258ZM25 162V163H24ZM39 162V163H38ZM44 162V163H43ZM48 162V163H47ZM106 162V163H105ZM131 162V165H130ZM133 162V163H132ZM145 162V163H144ZM167 162L169 164H167ZM233 162V163H231ZM240 162V163H239ZM34 163V164H33ZM83 164L85 168L90 171L95 172L96 179H93L92 176L86 174L84 170L81 169L80 164ZM129 163V164H128ZM152 163V164H150ZM190 163V164H189ZM193 164V167L190 166ZM229 163V164H228ZM231 163V164H230ZM13 164V165H12ZM26 164V165H25ZM97 164L99 166H97ZM110 164V166H109ZM150 164V165H149ZM172 164V165H171ZM176 164V165H175ZM187 164V165H186ZM189 164V165H188ZM228 164V165H227ZM235 164V165H234ZM11 167H10V166ZM29 165V166H28ZM133 165V167H132ZM150 167H149V166ZM153 165V166H152ZM175 165V166H174ZM183 165V166H182ZM221 165V166H220ZM8 168H7V167ZM15 166V167H14ZM28 166V167H27ZM36 166V167H35ZM104 166V167H103ZM141 166V167H140ZM148 166V167H147ZM187 166V167H186ZM229 166V167H228ZM232 166V167H231ZM256 166V168H255ZM4 167V169H3ZM27 167V168H26ZM31 167V168H30ZM39 167V168H37ZM43 167V168H42ZM59 167V168H58ZM130 167V168H129ZM136 167V168H134ZM138 167V169H137ZM184 167V168H183ZM222 167V168H221ZM226 167V168H225ZM236 167V168H234ZM105 168V169H104ZM145 168V169H144ZM153 168V169H150ZM183 168V169H182ZM199 168V169H198ZM229 168V169H228ZM44 169V170H43ZM46 169V170H45ZM128 169V170H127ZM134 169V170H133ZM144 169V170H143ZM193 170L194 174H190L189 170ZM198 169V170H197ZM227 171H226V170ZM237 169V170H236ZM263 169V170H262ZM137 170V172L135 171ZM197 170V171H196ZM222 170V171H221ZM226 172H225V171ZM252 170V171H251ZM15 171V172H14ZM47 171V172H46ZM50 171V172H49ZM104 171V172H103ZM107 171V172H106ZM141 171L142 173L140 174ZM145 171V172H144ZM208 171V172H207ZM224 171V172H223ZM259 171V172H258ZM18 172V173H17ZM26 172V173H24ZM38 172V173H37ZM49 174H46V173ZM144 172V173H143ZM204 172V174H203ZM221 172V173H220ZM234 172V173H232ZM251 172V173H250ZM256 172V173H255ZM9 173V174H8ZM12 173V174H11ZM28 173V174H27ZM39 175H37V174ZM46 174L45 178L44 175ZM72 173H75V177H73ZM108 173V174H107ZM185 173V174H184ZM189 173V174H188ZM207 173V174H206ZM209 173V174H208ZM14 177L10 178L11 176ZM26 175V179H17V176ZM30 174V175H29ZM139 174V177L138 175ZM239 174V175H238ZM244 174V175H243ZM10 175V176H9ZM29 175V177H28ZM57 175V176H56ZM144 175V176H143ZM187 175V176H186ZM191 175V178L187 180L188 176ZM195 177H194V176ZM34 176V177H33ZM39 176V177H38ZM42 176V177H41ZM147 176V177H146ZM186 178H185V177ZM202 176V177H201ZM215 176V177H213ZM239 176V177H238ZM244 176L245 179H244ZM9 177V178H8ZM38 177V178H37ZM137 177V178H136ZM184 179H183V178ZM207 177V179H206ZM221 177V178H220ZM33 178V179H32ZM40 178V179H39ZM52 178V179H51ZM136 178V179H135ZM146 178V179H145ZM150 180H148V179ZM197 178V179H196ZM212 178V179H211ZM237 178V179H236ZM240 178V179H239ZM37 179V182L35 181ZM143 179V182H142ZM145 179V180H144ZM203 179V180H202ZM205 179V180H204ZM220 179V180H219ZM222 179V180H221ZM235 179V180H234ZM41 180V181H40ZM153 180V181H152ZM155 183L159 185H155ZM194 180V181H193ZM199 180V181H197ZM212 180V181H211ZM217 180V182H215ZM228 180V181H227ZM243 182H242V181ZM247 180V181H246ZM31 181V182H30ZM40 181V182H39ZM149 181V183H148ZM151 181V182H150ZM166 181L168 185L166 184ZM196 181L198 183H196ZM205 181V182H204ZM231 181V182H230ZM235 181V182H234ZM245 181V182H244ZM249 181V182H248ZM23 182V183H21ZM39 182V183H38ZM147 182V183H146ZM163 182V184L161 183ZM189 182V183H188ZM224 182V183H223ZM227 182V183H226ZM230 182V183H229ZM238 182V183H237ZM248 182V183H246ZM16 183V184H15ZM19 183V184H17ZM21 183V184H20ZM31 183V185H30ZM34 183V184H33ZM36 183V184H35ZM50 183V184H49ZM51 183H56L55 185ZM169 183L171 185H169ZM196 183V184H194ZM205 185H204V184ZM215 183V184H214ZM226 183V184H225ZM235 183V184H234ZM25 184V185H24ZM28 184V185H27ZM33 184V185H32ZM42 184V185H41ZM47 184V185H46ZM161 184V185H160ZM166 184V185H165ZM184 184H186L184 186ZM198 184V185H197ZM209 184V185H208ZM212 184V185H210ZM214 184V185H213ZM217 184V185H216ZM239 184V185H238ZM242 184V186H240ZM244 184H248L247 190L250 192L248 196H244ZM22 187H20V186ZM38 185L41 189L38 188ZM51 185V186H50ZM148 185V186H147ZM151 185V186H150ZM163 185V186H162ZM194 187H193V186ZM196 185V187H195ZM201 185V186H200ZM208 185V186H207ZM226 185V186H225ZM232 185V186H231ZM235 187H234V186ZM237 185V187H236ZM251 185V186H250ZM255 185V186H254ZM34 186V187H32ZM37 186V187H36ZM44 186H46V189ZM49 186V187H48ZM53 188H50L52 187ZM145 186V188H144ZM154 186V187H152ZM203 186V187H202ZM209 186L211 187L209 189ZM214 186V187H213ZM228 186V187H227ZM240 186V187H238ZM31 187V189H30ZM158 187V188H157ZM183 187V189H182ZM190 187V188H189ZM200 187V188H199ZM207 187V188H206ZM213 187V188H212ZM226 187V188H224ZM233 187V190H232ZM37 188V189H36ZM45 188V189H43ZM150 188V189H149ZM173 188V189H172ZM185 188V189H184ZM241 188V189H240ZM252 188V190H251ZM149 189V190H147ZM154 189V190H152ZM167 189V190H166ZM194 189V190H193ZM196 189V190H195ZM198 189V192H196ZM200 189V190H199ZM32 190V191H30ZM35 192H34V191ZM38 193H36L37 191ZM164 190V191H163ZM166 190V191H165ZM207 190V192H206ZM40 191V192H39ZM150 191V192H149ZM152 191V192H151ZM154 191V193H153ZM163 191V193H162ZM174 191V192H172ZM195 191V192H194ZM199 191L201 195L199 194ZM202 191V192H201ZM211 191V192H210ZM251 191H253L251 193ZM255 191V193H254ZM263 191V192H262ZM157 192V193H156ZM193 192V193H192ZM204 192V193H203ZM242 192V193H241ZM260 192V193H259ZM148 193V194H147ZM151 193V194H150ZM153 193V194H152ZM171 193V194H170ZM207 193V194H206ZM210 193V194H209ZM213 193V194H212ZM224 198V201H228L227 203L221 202L218 198V195ZM36 194V195H35ZM123 194V195H122ZM168 194V195H166ZM258 194V195H257ZM261 194V195H260ZM23 195V196H22ZM53 195V196H52ZM85 195V197H83ZM125 195V196H124ZM152 195V196H150ZM157 195V197H156ZM160 195V196H159ZM174 197H172V196ZM178 197H175V196ZM195 195L197 197H195ZM206 195H209L206 197ZM34 196V197H33ZM37 200H36V197ZM49 196V198H48ZM51 196V197H50ZM122 196V197H121ZM129 196V197H128ZM146 196V197H145ZM159 196V197H158ZM172 198H168V197ZM230 196V197H229ZM254 196V197H253ZM39 197V199H38ZM81 197V198H80ZM145 197V198H144ZM151 197V198H150ZM157 198V202L156 198ZM161 197L163 199H161ZM195 197V198H194ZM199 197V198H198ZM237 197V198H236ZM251 197V198H250ZM41 198V199H40ZM43 198V199H42ZM47 198V199H46ZM52 198V199H51ZM111 198V199H110ZM116 198V199H115ZM150 198V199H148ZM168 200H167V199ZM214 201H213V199ZM239 198L247 201L250 208H254L251 213H249L248 208H244L245 206L239 202ZM27 199V200H26ZM46 199V200H45ZM50 199V200H49ZM82 199V200H81ZM98 201H97V200ZM115 199V200H114ZM148 201H147V200ZM174 199V200H173ZM216 199V201H215ZM228 199V200H227ZM21 200V201H20ZM34 200V202H33ZM36 200V202H35ZM43 200V202H42ZM45 200V201H44ZM110 202H107V201ZM114 200V201H113ZM129 200V201H128ZM162 200H164L162 202ZM181 200V201H180ZM3 201V202H1ZM18 201V203H17ZM32 202V204L30 203ZM40 201V202H39ZM47 201V202H46ZM82 201V202H81ZM116 201V203H115ZM157 203H156V202ZM166 201V202H165ZM173 203H172V202ZM179 201V202H178ZM213 201V202H212ZM257 201V202H256ZM5 202V203H4ZM20 202V203H19ZM156 205H155V203ZM168 202V203H167ZM175 202V203H174ZM177 202V203H176ZM261 202V203H260ZM7 203V204H6ZM21 203H24L21 205ZM29 203V205H27ZM36 205H35V204ZM110 203V204H108ZM160 203V204H159ZM162 203V204H161ZM167 203V204H166ZM218 203V204H217ZM220 203V204H219ZM223 203V204H222ZM46 204V205H45ZM93 204V205H92ZM107 204V205H106ZM114 204V205H113ZM122 204V205H120ZM158 204V205H157ZM165 204V205H164ZM178 204V205H176ZM225 204V205H224ZM235 204V205H234ZM263 204V205H262ZM12 205V206H11ZM16 205V206H15ZM39 205V207H35ZM82 205V206H81ZM107 207H105V206ZM112 205V207H111ZM124 205L125 209H120ZM162 205V206H161ZM167 205V206H166ZM170 205V206H169ZM172 205V206H171ZM214 205V206H213ZM220 205V206H219ZM223 207H222V206ZM237 205V206H236ZM240 205V208L239 206ZM21 206V207H20ZM80 206V208H79ZM85 206V207H84ZM134 207L132 210L128 207ZM165 206V207H163ZM242 206V207H241ZM260 208H259V207ZM34 207V209L32 208ZM82 207V208H81ZM91 207V211L90 208ZM98 209H97V208ZM101 207V208H100ZM105 207V208H104ZM110 207V208H108ZM21 208V209H20ZM23 208V209H22ZM27 208V209H26ZM37 208V209H36ZM48 208V209H47ZM87 210H86V209ZM101 212V214L97 212ZM117 208V209H116ZM128 210H127V209ZM164 208V209H162ZM172 208V209H171ZM224 208V211H223ZM229 208V209H228ZM233 208V209H232ZM242 208V209H241ZM262 208V209H261ZM20 211H19V210ZM31 211H30V210ZM36 209V210H35ZM60 209L62 212H60ZM79 209V210H78ZM84 209V210H83ZM89 209V210H88ZM93 209V211H92ZM101 211H100V210ZM106 209V210H105ZM111 209V210H110ZM209 209V210H208ZM220 209V210H219ZM237 209V210H236ZM247 209V210H246ZM251 209V210H252ZM25 210V211H23ZM34 210V211H33ZM39 210V211H38ZM51 210V211H50ZM83 210V211H81ZM86 210V211H85ZM96 210V212H95ZM104 210V211H103ZM134 210V211H133ZM171 210V212H170ZM242 210V211H241ZM16 211V212H15ZM75 211V212H74ZM80 211V213H79ZM85 211V212H84ZM120 211V212H119ZM237 211V212H235ZM247 211V212H246ZM263 211V212H262ZM18 212V213H17ZM32 212V213H30ZM66 212V213H65ZM87 212V213H86ZM91 212V213H90ZM106 212V213H104ZM109 212V214H108ZM123 212V213H122ZM234 214H233V213ZM241 212V213H240ZM254 212V213H253ZM260 212V214H259ZM22 213V214H21ZM50 213V214H49ZM60 213V214H59ZM74 213V214H72ZM78 213V215L76 214ZM118 213V214H117ZM134 213V214H133ZM143 213V214H142ZM147 213V214H146ZM224 213V214H223ZM228 213V214H226ZM240 213V214H239ZM258 213V214H257ZM263 213V214H262ZM20 214V215H19ZM31 214V215H30ZM33 214V215H32ZM64 214V215H63ZM69 214V215H68ZM86 214V215H84ZM93 214V215H92ZM98 214V215H97ZM106 214V215H104ZM130 214V215H129ZM142 214V215H141ZM223 214V215H222ZM230 214V215H229ZM233 214V215H232ZM246 214V215H245ZM71 215V216H70ZM89 215V216H88ZM95 215V217H94ZM109 215V217H108ZM112 215L114 217H112ZM140 215V218H139ZM217 215V216H216ZM226 218H225V216ZM262 215V216H261ZM33 216V217H32ZM58 216V217H57ZM68 216V217H67ZM70 216V217H69ZM76 216V222L74 217ZM82 216V217H81ZM88 216V217H87ZM110 216L113 218H110ZM231 216V217H228ZM234 219H233V217ZM237 216V217H235ZM240 216H242L240 218ZM258 216V217H257ZM98 217V219H97ZM115 217L117 219H115ZM127 217V218H126ZM132 217V218H131ZM150 217V218H149ZM228 217V219H227ZM244 217V218H243ZM18 218L19 221L17 220ZM24 218V219H23ZM86 218V219H84ZM95 218V219H94ZM240 218V220H239ZM246 218V219H245ZM260 218V219H259ZM33 219V220H32ZM35 219V220H34ZM41 219V220H39ZM68 219V220H67ZM84 221H82V220ZM138 219V220H137ZM141 221H140V220ZM219 219V220H218ZM224 219V220H223ZM236 219V220H235ZM23 220V221H22ZM45 220V221H44ZM74 220V221H73ZM82 222H81V221ZM90 220V221H89ZM92 220V221H91ZM97 220V221H96ZM127 224V227L122 226V224ZM229 220V221H228ZM247 220V221H246ZM16 221V222H15ZM27 221V222H26ZM30 221V223H29ZM33 221V222H32ZM35 221V222H34ZM40 221V222H39ZM43 221V222H42ZM86 221V222H85ZM123 221V222H122ZM126 221V222H125ZM143 224L148 223V224ZM240 221V222H239ZM14 222V223H13ZM45 222V223H44ZM76 222V224H75ZM98 222V223H97ZM114 222V223H113ZM130 222V223H129ZM140 222V223H138ZM153 222V223H151ZM235 222V223H234ZM237 222V223H236ZM15 224V225H11ZM18 223V224H17ZM25 223V224H24ZM27 223V224H26ZM32 223V224H31ZM34 223V224H33ZM43 223V224H41ZM69 223V224H68ZM84 223V224H82ZM89 223V224H88ZM91 223V224H90ZM100 223V225H99ZM102 223L104 225H102ZM106 223V224H105ZM116 223V225H115ZM136 223V224H135ZM138 223V224H137ZM153 225V226H151ZM234 223V224H232ZM17 224V225H16ZM24 224L23 226L20 225ZM78 224V225H77ZM88 224V226H87ZM97 224V225H95ZM140 224V225H139ZM155 224V226H154ZM157 224V225H156ZM29 225V226H28ZM36 225H40L44 230L41 232L40 236L37 238L35 230H37ZM45 225V226H44ZM119 225V226H118ZM139 225V226H137ZM235 225V226H234ZM238 227H237V226ZM247 225V226H246ZM81 226V227H80ZM85 228H84V227ZM99 226V227H98ZM103 226V227H102ZM106 226V227H105ZM114 226V227H113ZM143 226V227H142ZM151 226V228L149 227ZM233 226V227H231ZM244 226V227H243ZM17 227V228H15ZM21 227V228H20ZM27 227V228H26ZM35 227V228H34ZM80 227V228H79ZM93 227V228H92ZM118 227V228H117ZM146 227V228H145ZM149 227V228H148ZM168 227V228H166ZM83 228V229H82ZM100 228V229H99ZM101 228H105L104 230ZM242 228V229H241ZM59 229V230H58ZM84 229H87L84 231ZM117 229V230H116ZM124 229V230H123ZM131 229V230H130ZM135 229V231H133ZM139 229V230H137ZM149 229V230H148ZM160 229V230H159ZM220 229L221 232L218 230ZM79 230V231H78ZM96 230V232H95ZM103 230V231H102ZM106 230V231H105ZM140 230L142 232H140ZM157 230V231H156ZM230 230V231H229ZM231 230L232 233H231ZM242 230V231H241ZM246 230V231H245ZM67 231V233H66ZM94 231V233H93ZM123 231V232H122ZM146 231V232H145ZM165 231V232H164ZM168 231V232H167ZM253 231V232H252ZM81 232V233H80ZM83 232V233H82ZM85 232V233H84ZM90 232V233H89ZM111 232V233H110ZM113 232V233H112ZM121 232V233H120ZM129 232V233H128ZM134 232V233H133ZM139 232V233H138ZM148 232V234H147ZM164 232V233H162ZM174 232V233H173ZM252 232V234H251ZM23 233V234H22ZM28 233V234H27ZM119 233V234H117ZM138 233V234H137ZM159 235H158V234ZM170 233V234H169ZM173 233V235H171ZM242 233V234H241ZM20 234V235H19ZM35 234V235H34ZM106 237L104 239V237ZM108 234V235H106ZM115 236H113V235ZM153 234V235H152ZM162 234V235H161ZM35 237H34V236ZM69 235V236H68ZM82 235V236H81ZM85 235V236H84ZM92 235V236H91ZM112 235V236H111ZM119 235V236H118ZM124 235V236H123ZM135 235V236H134ZM156 235V236H154ZM170 235V236H168ZM231 235V236H230ZM234 235V236H233ZM239 236V240L243 242L244 245L249 247L243 248V250H238L235 243V237ZM25 236V238H24ZM52 236V237H51ZM98 236V237H97ZM100 236V237H99ZM101 236L103 238H101ZM123 236V237H122ZM142 236L143 241L148 243L151 254H155L156 256L153 259L148 260V250L143 246V242L139 239H135L137 237ZM174 236V237H173ZM227 236V237H226ZM229 236L232 239H229ZM248 239H246V237ZM19 237V238H18ZM21 237V238H20ZM33 237V238H31ZM44 239H43V238ZM86 237V238H85ZM92 239H91V238ZM96 237V238H94ZM118 238V240L115 239ZM125 237V238H124ZM135 237V238H134ZM151 237V238H149ZM160 237V238H158ZM166 237V238H165ZM227 239H226V238ZM16 238V239H15ZM18 238V239H17ZM23 238V239H22ZM40 238V239H39ZM55 238V239H53ZM90 238V239H89ZM120 238V239H119ZM127 238V239H126ZM130 238V239H129ZM132 238L134 239L132 241ZM169 238V239H168ZM28 239L30 241H28ZM85 239V240H84ZM88 239V241H87ZM99 239L100 242L97 240ZM113 239V240H111ZM116 241H115V240ZM124 239V240H123ZM148 239V240H147ZM156 239V240H155ZM166 239V240H165ZM14 240V241H13ZM38 240V241H37ZM44 240V241H42ZM51 242H50V241ZM55 240V241H54ZM57 240V241H56ZM83 240V241H81ZM126 242L122 243V241ZM136 240V241H135ZM152 240V241H151ZM164 240V241H163ZM224 243H222L223 241ZM17 241V242H15ZM27 241V243H26ZM40 241V245H39ZM42 241V242H41ZM53 241V242H52ZM103 241V243H101ZM160 241V242H159ZM172 241V242H171ZM221 241V242H220ZM227 241V242H225ZM230 241V242H228ZM253 243H252V242ZM23 242V243H22ZM33 242V243H32ZM90 242V243H88ZM110 242V243H109ZM114 242V243H113ZM117 242V243H116ZM119 242V243H118ZM133 244H132V243ZM151 242V243H150ZM171 244H170V243ZM181 242V243H180ZM250 242V243H249ZM20 243V244H19ZM86 243V244H85ZM177 243V244H176ZM220 243V244H218ZM27 244V245H26ZM44 246H43V245ZM51 245L49 247L48 245ZM83 244V245H82ZM105 244V245H104ZM138 244V245H136ZM165 246H163V245ZM170 244V245H169ZM188 244V245H187ZM233 246H232V245ZM17 245V246H16ZM26 245V246H25ZM87 245V246H86ZM102 245V246H101ZM116 247H115V246ZM120 245V246H119ZM133 245V246H132ZM140 245V246H139ZM159 247H158V246ZM173 245V249H172ZM182 245V246H181ZM231 245L232 247H230ZM253 245V246H252ZM22 246L21 251H18V248ZM47 248H46V247ZM100 246V247H99ZM124 246V247H123ZM130 246V247H129ZM138 246V247H137ZM161 246V247H160ZM163 246V247H162ZM170 246V248H169ZM230 248H229V247ZM43 247V248H42ZM45 247V248H44ZM106 247V248H105ZM113 247H115L113 249ZM123 247V248H122ZM138 249H137V248ZM140 247V248H139ZM186 247V248H183ZM236 247V248H235ZM257 247V248H256ZM17 248V249H15ZM29 248V249H28ZM99 248V249H98ZM184 250H183V249ZM193 248V249H192ZM252 248V249H251ZM254 248H256L254 250ZM28 249V250H27ZM107 249V250H106ZM135 249V250H134ZM144 249V251H143ZM154 249V250H153ZM159 249V250H158ZM172 249L174 251L169 253V250ZM187 249V251H186ZM197 249V250H196ZM251 249V251H249ZM258 249V250H257ZM25 250V251H24ZM113 250V251H112ZM121 250V251H119ZM162 250V251H161ZM184 253H183V251ZM238 250V251H237ZM253 250V251H252ZM13 251V252H12ZM17 251V252H16ZM30 251V252H29ZM50 251V252H48ZM99 251V252H98ZM109 251V252H108ZM119 255H117V253ZM126 251V252H123ZM130 251V252H128ZM132 251H137L132 252ZM143 251V252H142ZM147 251V252H146ZM154 251V252H153ZM161 251V253H160ZM181 251V252H179ZM189 251V252H188ZM195 251V252H194ZM235 251V252H234ZM31 253V257L30 254ZM115 252V254H114ZM141 252V253H140ZM158 252V253H155ZM187 252V253H185ZM225 252V253H223ZM233 252V253H232ZM247 252V253H246ZM11 253V254H10ZM18 255H17V254ZM23 253V255H22ZM26 254V256L24 255ZM121 253V255H120ZM130 253V254H129ZM136 253V254H135ZM189 253V254H188ZM192 253V254H190ZM238 255H237V254ZM242 253V255H241ZM246 253V254H245ZM21 254V255H20ZM33 254V255H32ZM49 256H47V255ZM50 254V255H49ZM128 254V255H127ZM162 254V256H160ZM236 254V255H235ZM17 255V256H16ZM28 255V256H27ZM111 255V257H110ZM115 255V256H114ZM131 255V258H130ZM170 257H165L167 256ZM172 257H171V256ZM183 255V256H182ZM197 255V256H196ZM230 255V256H229ZM241 255V256H239ZM245 255V257H244ZM249 256L248 258L246 257ZM251 255V256H250ZM9 256V258H7ZM34 256V257H32ZM117 256V257H116ZM119 256V257H118ZM121 256V257H120ZM143 256V257H142ZM178 256V257H176ZM186 256V257H185ZM233 258H229V257ZM145 257V258H144ZM164 257V258H163ZM175 257V259H173ZM241 257V258H240ZM243 257V258H242ZM120 258V260H119ZM168 260H167V259ZM179 260H177V259ZM186 260H185V259ZM190 258V259H189ZM193 258V259H192ZM229 258V259H228ZM23 259V261H22ZM37 259V260H36ZM113 259V260H112ZM118 259V260H116ZM156 259V260H155ZM232 259V260H231ZM235 259V260H234ZM35 260V261H34ZM112 260V261H111ZM115 260V262H113ZM126 260V261H125ZM138 260V261H137ZM142 263H139L140 261ZM153 260V261H152ZM195 260V261H193ZM111 261V262H110ZM124 261V262H121ZM133 261V262H132ZM150 261V262H149ZM181 261V262H180ZM186 261V262H184ZM33 262V263H32ZM128 262V263H127ZM136 262V263H135ZM138 262V263H137ZM166 262V263H165ZM180 262V263H179ZM195 262V263H194ZM232 262V263H231ZM42 264V261H41ZM204 264H209V261H205Z\"/></svg>", "mask_w": 264, "mask_h": 264}, {"label": "snow or ice", "instance_id": "6c2138e0", "mask_svg": "<svg viewBox=\"0 0 264 264\" xmlns=\"http://www.w3.org/2000/svg\"><path fill=\"white\" fill-rule=\"evenodd\" d=\"M258 6L261 8H264V0H260ZM23 7L25 9L28 8L27 0H25ZM9 11H10V6L5 4V5H3V13H0V15H6ZM28 14H29L28 12H25V16H27ZM89 24H91V19H89ZM21 27H23V26H21ZM32 31H35V29H32ZM97 31H99V29H97ZM0 35H2V34H0ZM101 35H103V33H101ZM118 35H120L121 38H123V33H118ZM128 39H131V37H129ZM61 43H63V40L61 41ZM168 45L169 46L166 49H164V45L160 44L158 42L156 44V47L160 48V49H164L165 51L170 53L175 58V65L174 66L180 70L179 71L180 76L182 78H187V80L191 84L192 89H194V95L198 98V102L202 105L203 111L205 113L210 114V117H211L210 122L214 123L218 129L219 128L226 129L231 134L229 138H231L232 135L237 136L239 138H242V142L247 143L249 146H251V148H253L255 150L254 152L251 153V155H255L256 152H261V159L264 160V141H261L260 143H256L255 140L252 138V136H250L245 130H243V129L237 130L235 124H232L231 126H229L228 124H225L223 122L221 116L212 110L210 104L208 103V101L204 97V93L202 92V90L198 86L196 79L192 76L190 69L181 62L179 53L173 51L172 43L170 40L168 41ZM5 51H7V50L0 48V52H5ZM115 51L117 52V54H119V48H116ZM2 59H6V57L0 58V60H2ZM84 59L87 60L89 64H94V61H92L89 57L85 56ZM224 60L226 62L228 61V49H227V47L224 48ZM94 66H96L97 69L99 67L98 65H94ZM226 67H227L226 83H227L229 89L235 93L236 99L240 102V104H245L246 101L241 98L239 91L232 84L231 67L227 66V64H226ZM251 71H252L253 75H258L255 72L254 68H252ZM120 78L123 79V77H120ZM126 83H127V81H126ZM170 83H172V82L170 81ZM143 87H147V85H143ZM259 88H260V103L264 104V84H260ZM0 91H3V89H0ZM153 91L154 92L156 91L155 82H153ZM157 95H162V93H157ZM168 98L170 100H172L176 106H178L180 108H187L186 105H184L180 101L176 100L174 97H172L171 94H169ZM13 99L17 103H19L20 97L14 96ZM89 104H91L90 101H89ZM249 106L252 107V105H249ZM188 110L191 111V109H188ZM18 111H22V109H17L15 107L13 108L14 116ZM31 111L32 112L36 111L35 105L31 106ZM96 115L100 120L104 119L103 116L99 113V110H96ZM19 123H20V125H23V127L22 128L18 127L16 129L17 133L22 134L24 136V138L27 140L29 145H37V137L34 136L33 133L29 132L28 127L25 123V115L20 116ZM120 123H124V122H120ZM125 128H126L127 132H130V133H132L133 136H136V140H137L138 144L143 148V151L146 152L148 154V156H150L152 158L153 162L156 163L157 165H159L163 169L165 174L169 177L170 183L175 186V192L179 194V197L182 198L183 201L186 202L187 206L181 207L180 210L182 212H184L185 215H189V218L195 224H197L200 228L205 230L206 239L201 238L195 231L191 230L190 228L184 227V226L176 223L174 219L171 222L167 221L165 219V216L161 214V209L159 207L152 209L150 207L149 203L146 202L142 198L138 185L135 182H133L132 178L129 177L125 173V171L122 170L117 165V157L119 155V151L116 150V156L113 157L112 150L108 149V154H109V157L111 159V166L113 167L114 172L118 176L122 177V180L119 181V183H121L122 185L128 186V188L130 189V195L132 196V199L136 202V204L140 208H144V209L148 210L149 212L154 213V215L158 219V221L163 222L164 224L171 223L172 228L178 229L179 232L186 234L187 237L191 238L192 242L197 244L200 248L206 250L205 255H203L200 258L199 264H204V262L206 260L209 261V264H225L224 257L221 254V248L216 243V225L213 223L214 216L212 215V213L205 215L204 211H203L204 198L201 197L200 200L197 201V200H194L191 198L190 193L182 191L181 190L182 182L180 181L179 177L177 175H174L168 169L167 165L163 164L157 157H155V155L153 154V150L134 132V130L131 127L125 126ZM45 131L46 130L43 127L37 128L39 145H42L45 149H48L49 144L45 143V139H44V135H43V133ZM51 136H52L51 143H52V145H54L56 133L52 132ZM38 150H39V146H37V151ZM27 151H29V152L32 151V148L31 147L28 148ZM17 156H20L21 158H23V152H17ZM65 156H67V149H65V155L64 156L56 157V156L52 155L50 151L47 155V159L50 161H55V160L59 159L61 174H66V170L63 167ZM133 162L139 163V161H135V160ZM80 167L82 170H84L86 172V174L92 176L93 179H96L95 172L90 171L89 169L85 168V166L82 163L80 164ZM176 172L179 173L180 176L183 175V173L180 171L178 162H177V166H176ZM72 175H73V177H75V173H72ZM5 179H6L5 173L3 171H0V180H5ZM247 189H248V185L244 184V196L249 195V192ZM217 195L221 201H224V198L222 196H219L218 193H217ZM224 202L227 203V201H224ZM239 202L241 204H243L245 206V208H248L249 213H251V208L249 207L247 201H245L243 199H239ZM37 207H39V206H37ZM35 215H39V216L43 217L45 220H47L48 222L53 224L52 231L54 232V234L56 236L59 237L60 241L63 243L64 249L67 250L64 253V255L66 257L70 258L73 261V264H96L95 258L98 257L99 254L91 246L88 247V252H89L90 256L94 258L93 260L86 262L84 257L78 256L75 254L74 248L79 246V244H80V240L76 234L77 229L75 227H73L71 229L72 236H71V241H70L68 238L65 237V235L63 233V227L65 225V220L62 217L59 219L60 231H56V227H55L56 218H55L54 212H52V215H50V216H45L43 212L35 213ZM262 219H264V217H262ZM251 227L255 231V236L251 237V238L258 244V247L260 249L259 258L257 257V253L252 252V256H251L252 264H264V229H262V227L257 223L255 215H252V217H251ZM36 228H37L36 235H37V237H39L41 232L44 230L41 228L40 225H36ZM137 239L143 241L142 237H137ZM229 239H232V237H229ZM101 243H103V241H101ZM234 243L236 244L238 250H241V251L243 250V248L248 247L247 245H244L242 241L239 240L238 235L236 236ZM143 245L146 249H148V259H150V260L153 259L152 254H151V249H150L148 243L146 241H143ZM49 247H51V245H49ZM32 251H33V253H35L39 257L37 264H41V261H42V264H50V261L48 260V258L43 255V249L39 248L36 244L32 245ZM249 251H251V249H249ZM56 264H61V261L59 260V258H56ZM104 264H108L107 255H105V258H104ZM156 264H159V262L157 261Z\"/></svg>", "mask_w": 264, "mask_h": 264}, {"label": "bare ground", "instance_id": "6f19581e", "mask_svg": "<svg viewBox=\"0 0 264 264\" xmlns=\"http://www.w3.org/2000/svg\"><path fill=\"white\" fill-rule=\"evenodd\" d=\"M13 1H14V0H13ZM22 1H23V0H22ZM24 1H25V0H24ZM24 1H23V2H24ZM49 1H50V0H49ZM54 1H55V0H54ZM73 1H74V0H73ZM73 1H72V3H74ZM106 1L108 2V0H106ZM106 1H104V2H106ZM112 1H113V0H112ZM124 1H125V0H124ZM136 1H137V0H136ZM192 1H193V0H192ZM197 1H198V0H197ZM220 1H222V0H220ZM225 1H226V0H225ZM11 2H12V1H11ZM27 2H28V1H27ZM41 2H42V1H41ZM41 2H40V3H41ZM84 2H85V1H84ZM88 2H89V1H88ZM99 2H100V1H99ZM137 2H138V1H137ZM171 2H172V1H171ZM184 2H185V1H184ZM222 2H224V0H223ZM14 3H17V2H14ZM18 3H19V2H18ZM18 3H17V4H18ZM63 3H64V1H63ZM65 3H66V2H65ZM80 3H81V2H80V0H79V3H78V4H80ZM95 3H97V2H95ZM108 3H109V2H108ZM122 3H123V1H122ZM122 3H121V4H122ZM203 3H204V2H203ZM214 3H215V2H214ZM0 4H2V7H0V8L2 9L1 11H3V5L7 4V5L11 6V5H10L11 3H10L9 1H6V0H3V1L1 0V3H0ZM17 4H16V5H17ZM20 4H21V3H20ZM42 4H43V3H42ZM42 4H41V5H42ZM44 4L46 5V3H44ZM52 4H53V3H52ZM61 4H62V3H61ZM83 4H84V3H83ZM83 4H82V5H83ZM97 4H98V3H97ZM110 4H111V3H110ZM137 4H139V3H137ZM153 4H154V3H153ZM155 4H156V3H155ZM212 4H213V3H212ZM212 4H211V5H212ZM38 5H39V4H38ZM38 5H37V6H38ZM41 5H40V6H41ZM47 5H48V4H47ZM50 5H51V4H50ZM50 5H48V6H50ZM58 5H59V4H58ZM64 5H65V4H64ZM84 5H86V4H84ZM84 5H83V6H84ZM87 5H88V4H87ZM98 5H99V4H98ZM143 5H144V4H143ZM151 5H152V4H151ZM151 5H150V6H151ZM180 5H181V3H180ZM190 5H191V4H190ZM196 5H197V2H196ZM218 5H219V4H218ZM218 5H217V6H218ZM228 5H229V4H228ZM12 6H13V5H12ZM33 6H34V4H33ZM33 6H32V7H33ZM43 6H44V5H43ZM65 6H66V5H65ZM65 6H64V7H65ZM67 6L69 7V5H67ZM67 6H66V7H67ZM76 6H77V5H76ZM88 6H89V5H88ZM91 6H92V5H91ZM131 6H133V5H131ZM185 6H186V5H185ZM191 6H192V5H191ZM202 6H204V5H202ZM14 7H16V6H14ZM17 7H18V6H17ZM35 7H36V6H35ZM35 7H34V8H35ZM44 7H45V6H44ZM44 7H43V8H44ZM60 7H63V5L60 6ZM60 7H59V8H60ZM64 7H63V8H64ZM68 7H67V9H68ZM93 7H94V6H93ZM108 7H110V6H108ZM113 7H114V6H113ZM113 7H112V8H113ZM117 7H118V6H117ZM196 7H197V6H196ZM212 7H213V5H212ZM212 7H211V8H212ZM36 8H39V7H36ZM45 8H46V7H45ZM49 8H50L51 10H50ZM49 8H48V9L46 8L45 10L42 11L44 15L46 14V15L49 16V14H51V11H53V9L51 8V6H50ZM71 8H73V7H70L69 10H70ZM75 8H79V6H78V7H75ZM75 8H74V10H75ZM81 8H82V7H81ZM83 8H85V7H83ZM97 8H98V7H97ZM119 8H120V7H119ZM119 8H118V9H119ZM126 8H127V7H126ZM131 8H132V7H131ZM131 8H130V9H131ZM147 8H148V7H147ZM151 8H152V7H151ZM151 8H149V9H151ZM179 8H180V7H179ZM190 8H191V7H190ZM260 8H261V7H260ZM87 9H88V8H87ZM87 9H86V10H87ZM89 9H90V8H89ZM103 9H104V8H103ZM109 9H110V8H109ZM118 9H117V11H118ZM174 9H175V8H174ZM183 9H184V8H183ZM185 9H186V8H185ZM195 9H197V8H195ZM215 9H216V8H215ZM261 9H262V8H261ZM261 9H260V10H261ZM13 10H14V8L12 7L11 10H10L11 13H12ZM20 10H21V9H20ZM33 10H34V9H33ZM39 10H40V8H39ZM56 10H57V9H56ZM59 10H60V9H59ZM64 10H65V9H64ZM72 10H73V9H72ZM80 10H81V9H80ZM86 10H85V11H86ZM96 10H97V9H95V12H96ZM120 10H121V9H120ZM120 10H119V11H120ZM133 10H134V9H133ZM140 10H141V9H140ZM146 10H147V9H146ZM191 10H192V9H191ZM210 10H211V9H210ZM256 10H258V9H256ZM256 10H253V11H256ZM260 10H259V11H260ZM263 10H264V9H263ZM27 11H28V10H27ZM27 11H26V12H27ZM29 11H32V10H29ZM61 11H62V10H61ZM61 11H60V13H61ZM82 11H83V9H82ZM89 11H91V10H89ZM92 11H93V10H92ZM92 11H91V12H92ZM122 11H123V10H121V12H122ZM144 11H145V10H144ZM148 11H149V10H148ZM148 11H145V12H148ZM152 11H153V10H152ZM152 11H151V13H152ZM174 11H175V10H174ZM178 11H179V10H178ZM189 11H190V10H189ZM195 11H196V10H195ZM197 11H198V10H197ZM203 11H204V10H203ZM217 11H218V10H217ZM219 11H220V10H219ZM249 11H250V10H249ZM261 11H262V10H261ZM13 12H14V11H13ZM34 12H35V11H34ZM68 12H69V11H68ZM73 12H74V11H73ZM78 12H80V11H78ZM93 12H94V11H93ZM100 12H101V10H100ZM100 12H99V13H100ZM108 12H109V11H108ZM113 12H114V10H113ZM129 12H131V11L129 10ZM135 12H136V11H135ZM186 12H187V10H186ZM245 12H246V11H245ZM245 12H244V14L242 13L243 16L245 15ZM251 12H252V10L250 11V14H251ZM256 12H258V11H256ZM18 13H19V10H18ZM21 13H22V12H21ZM29 13H30V12H29ZM35 13H36V12H35ZM35 13H34V15H35ZM66 13H67V12H66ZM70 13H71V12H70ZM105 13H106V12H105ZM111 13H112V12H111ZM117 13H118V12H117ZM133 13H134V12H133ZM153 13H154V12H153ZM179 13H180V12H179ZM195 13H196V12H195ZM234 13H235V12H234ZM239 13H241V12H239ZM239 13L237 12V14H238L237 17H239ZM22 14H23V13H22ZM56 14H57V13H56ZM58 14H59V13H58ZM62 14H63V13H62ZM62 14H61V15H62ZM84 14H85V13H84ZM89 14H90V13H89ZM93 14H94V13H93ZM103 14H104V13H103ZM125 14H126V12H125ZM189 14H190V13H189ZM203 14H204V12H203ZM208 14H209V13H208ZM229 14H233V13H231V11H230ZM247 14H249V13H247ZM250 14H249V15H250ZM253 14H254V13H253ZM258 14H259V13H258ZM260 14H262V13H260ZM13 15H14V14H13ZM24 15H25V14H24ZM34 15H33V16H34ZM36 15H37V14H36ZM59 15H60V14H59ZM70 15H71V14H70ZM72 15H73V14H72ZM118 15H119V13H118ZM128 15H129V14H128ZM134 15H135V14H134ZM193 15H194V14H193ZM227 15H228V14H226V16H227ZM39 16H41V15H39ZM54 16H56V15H53V17H54ZM67 16H69V15L67 14ZM73 16L75 17V14H74ZM76 16H77V12H76ZM78 16H79V15H78ZM80 16H84V17H85V15H81V14H80ZM80 16L77 17V18L79 19ZM92 16H94V15H92ZM116 16H117V15H116ZM143 16H145V15H143ZM148 16H149V15H148ZM185 16H187V15H185ZM185 16H184V17H185ZM208 16H209V15H208ZM218 16H219V15H218ZM218 16H217L216 18H219ZM222 16L226 17L225 14L222 15ZM230 16H232V15H230ZM235 16H236V15H235ZM254 16H255V14H254ZM9 17H10V16H9ZM21 17H22V16H21ZM25 17H26V16H25ZM56 17H57V16H56ZM71 17H72V16H71ZM84 17H83V18H84ZM86 17H87V16H86ZM99 17H101V16H99ZM122 17H123V16H122ZM127 17H128V16H127ZM184 17H183V18H184ZM189 17H191V16H189ZM189 17H188V18H189ZM220 17H221V15H220ZM227 17H228V16H227ZM227 17H226V18H227ZM241 17H242V16H241ZM244 17H245V16H244ZM246 17H247V16H246ZM30 18H31V17H30ZM32 18H33V17H32ZM49 18H52V16H49ZM89 18H90V17H89ZM95 18H96V17H95ZM97 18H98V17H97ZM103 18H104V17H103ZM103 18L101 17V19H103ZM116 18H117V17H116ZM142 18L145 19L144 17H142ZM142 18H141V19H142ZM180 18H181V17H180ZM185 18H186V17H185ZM188 18H186V19H188ZM195 18H196V17H195ZM195 18H193V19H195ZM197 18H198V17H197ZM214 18H215V17H214ZM222 18H223V17H222ZM229 18H230V17H229ZM233 18H235V17L233 16ZM7 19H8V18H7ZM24 19H25V18H24ZM24 19H21V21L24 20ZM45 19H47V17H45ZM66 19H67V18H66ZM84 19H85V18H84ZM87 19H88V18H87ZM220 19H221V18H220ZM28 20H29V19H28ZM54 20H55V19H54ZM54 20H53V21H54ZM68 20H69V19H68ZM74 20H75V19H74ZM80 20H81V19H80ZM108 20H109V19H108ZM127 20H128V19H127ZM180 20H181V19H180ZM180 20H179V21H180ZM189 20H191V19H189ZM189 20H188V21H189ZM196 20H197V19H196ZM202 20H203V19H202ZM202 20H201V22H202ZM214 20H215V19H214ZM216 20H218V19H216ZM222 20H223V19H222ZM222 20H221V21H222ZM246 20H248V19H246ZM258 20H259V19H258ZM262 20H264V19H262ZM262 20H260V21H262ZM62 21H63V20H62ZM104 21H106V20H104ZM104 21H103V24H104ZM117 21H118V20H116L115 22H117ZM120 21H121V20H120ZM135 21H136V20H135ZM135 21H134L133 23H132V22H131V23L134 24ZM165 21H166V20H165ZM177 21H178V20H177ZM191 21H192V20H191ZM233 21H235V19H234ZM250 21H251V20H250ZM256 21H257V20H256ZM8 22H9V21H8ZM12 22H13V21H12ZM22 22H23V21H22ZM22 22H21V23H22ZM26 22H27V18H26ZM31 22H33V21H30V23H31ZM70 22H71V21H70ZM88 22H89V20H88ZM92 22H94V19L92 20ZM92 22H91V23H92ZM95 22H97V21H95ZM95 22L92 23V24H95ZM101 22H102V21H101ZM129 22H130V21H129ZM137 22H138V21H137ZM147 22H148V21H147ZM158 22H159V21H158ZM173 22L175 23V21H173ZM185 22H187V21H184L183 23H182V21H181L182 24H185ZM215 22H216V21H215ZM230 22H231V21H230ZM230 22H229V23H230ZM248 22H249V21H248ZM257 22H258V21H257ZM257 22H256V23H257ZM34 23H35V22H34ZM36 23H37V22H36ZM78 23H79V22H78ZM82 23H83V22H82ZM107 23H108V21H107L105 24H106V25L110 24V23H111V20H110V23H108V24H107ZM112 23H113V22H112ZM119 23H120V22H119ZM121 23H122V22H121ZM125 23H126V22H125ZM174 23H173V24H174ZM192 23H193V22H192ZM199 23H200V22H199ZM199 23H198V24H199ZM203 23H204V22H203ZM227 23H228V22H227ZM229 23H228V25H229ZM18 24H19V23H18ZM23 24H24V22L22 23V25H23ZM39 24H40V23H39ZM41 24H42V23H41ZM43 24H44V23H43ZM56 24H57V23H56ZM60 24H61V23H60ZM88 24H89V23H88ZM97 24H98V23H97ZM101 24H102V23H101ZM113 24H118V23H113ZM136 24H137V23H136ZM139 24H140V22H139ZM141 24H142V23H141ZM173 24H172V25H173ZM177 24L179 25L178 22H177ZM177 24H175V25H177ZM188 24H189V23H188ZM195 24H196V23H194V25H195ZM215 24H216V23H215ZM246 24H247V23H246ZM258 24H260V23H258ZM7 25H8V24H7ZM33 25H34V24H33ZM33 25H32V26H33ZM58 25H59V24H58ZM67 25H68V24H67ZM89 25H90V24H89ZM106 25H105V26H106ZM110 25L112 26V24H110ZM121 25H122V24H121ZM124 25H126V24L123 23V25H122L121 27H123ZM127 25H128V24H127ZM142 25H143V24H142ZM172 25H170V26H172ZM175 25H174V27H175ZM186 25H187V24H186ZM207 25H208V23H207ZM210 25H211V24H210ZM231 25H232V24H231ZM249 25H250V24H249ZM262 25H263V22H262ZM9 26H10V25H8V27H9ZM24 26H25V25H24ZM27 26L29 27L30 25L27 24ZM35 26H36V25H35ZM39 26H40V25H39ZM39 26H37V27H39ZM75 26H76V25H75ZM90 26H91V25H90ZM93 26H94V25H93ZM100 26H104V25H100ZM105 26H104V27H105ZM131 26H132V25H131ZM157 26H163V25H160V24H159V25H157ZM165 26H166V25H165ZM168 26H169V25H167L166 27H168ZM170 26H169V27H170ZM180 26H181V24H180ZM195 26H196V25H195ZM203 26H204V25H203ZM226 26H227V25H226ZM229 26H230V25H229ZM233 26H235V25H233ZM236 26H237V25H236ZM240 26H241V25H240ZM244 26H246V25H244ZM16 27H17V25H16ZM53 27H54V26H53ZM61 27H62V26H61ZM94 27H95V26H94ZM96 27H97V26H96ZM134 27H135V26H133V28H134ZM141 27H142V26H141ZM144 27H145V26H144ZM144 27H143V28H144ZM191 27H192V26H191ZM199 27H200V26H199ZM199 27H197V29H198ZM251 27H252V26H251ZM259 27H261V26H259ZM3 28H4V27H3ZM17 28H18V27H17ZM17 28H16V29H17ZM31 28H32V27H31ZM55 28H57V26H56ZM89 28H90V27H89ZM124 28H125V27H124ZM145 28H146V27H145ZM153 28H154V27H152V29H153ZM157 28H158V27H157ZM157 28H155V29H157ZM170 28H171V27H170ZM170 28H169V29H170ZM186 28H187V27H186ZM195 28H196V27H195ZM195 28H194V29H195ZM200 28H201V27H200ZM228 28H229V27H228ZM234 28H235V27H234ZM237 28H238V27H237ZM254 28H257V26L254 27ZM4 29H5V28H4ZM14 29H15V28H9L8 30L13 31ZM27 29H28V28H27ZM32 29H34V28H32ZM37 29H38V28H37ZM39 29H40V27H39ZM57 29H58V28H57ZM59 29H61V28H59ZM69 29H70V28H69ZM78 29L81 31V29L83 30L84 27H83V28L81 27V29H80V28H78ZM78 29H77L76 31H78ZM85 29L87 30V26H86ZM85 29H84V30H85ZM101 29H102V28H101ZM106 29H107V28H106ZM108 29H109V28H108ZM131 29H132V28H131ZM139 29H140V27H139ZM141 29H142V28H141ZM150 29H151V28H150ZM160 29H162V28L160 27ZM163 29H165V28L163 27ZM187 29H188V28H187ZM194 29H193V31H194ZM247 29H248V28H247ZM6 30H7V29H6ZM35 30H36V29H35ZM62 30H63V29H62ZM62 30H61V31H62ZM65 30H67V29H65ZM72 30H73V29H72ZM96 30H97V29H96ZM113 30H115V29H113ZM133 30H135V29H133ZM137 30H138V27H137ZM146 30H147V29H146ZM167 30H168V29H167ZM189 30H190V29H189ZM195 30H196V29H195ZM251 30H252V29H251ZM257 30H258V28H257ZM4 31H5V30H4ZM4 31H3V32H4ZM69 31H70V30H69ZM76 31H74V32H76ZM101 31H102V33H103V30H101ZM101 31H100V32H101ZM108 31H109V30H108ZM110 31H111V30H110ZM117 31L119 32V30H117ZM140 31H141V30H140ZM155 31H156V30H155ZM171 31H172V30H171ZM171 31L169 30V32H171ZM185 31H186V30H185ZM190 31H191V30H190ZM200 31H201V29H200ZM206 31H207V30H206ZM242 31H244V30H242ZM242 31H241V32H242ZM7 32H8V31H7ZM21 32H22V31H21ZM25 32H26V31H25ZM32 32H33V31H32ZM38 32H40V30H39ZM41 32H42V31H41ZM65 32H66V31H65ZM71 32H72V31H71ZM82 32H83V31H82ZM121 32H122V31H121ZM124 32H125V30H124ZM126 32H127V30H126ZM133 32H134V31H133ZM145 32H146V31H145ZM163 32H164V31H163ZM169 32H168V33H169ZM174 32H175V31H174ZM180 32H181V31H180ZM183 32H184V31H183ZM187 32H189V31H187ZM187 32H186V33H187ZM201 32L204 33V31H201ZM234 32H235V31H234ZM245 32H246V31H245ZM250 32H251V33H254V31H253V32L250 31ZM256 32H257V31H256ZM258 32H259V31H258ZM12 33H13V32H12ZM12 33H11V34H12ZM19 33H20V32H19ZM72 33H73V32H72ZM98 33H99V32H98ZM98 33H97V34H98ZM151 33H152V32H151ZM160 33H161V32H160ZM168 33H167V34H168ZM192 33H193V32H192ZM232 33H233V32H232ZM248 33H249V32H248ZM20 34H21V33H20ZM28 34H29V33H28ZM28 34H27V35H28ZM31 34H32V33H31ZM73 34H76V33H73ZM79 34H80V33H79ZM115 34H116V32H115ZM157 34H159V33H157ZM175 34H176V33H175ZM179 34H180V33H179ZM199 34H200V33H199ZM204 34H205V33H204ZM257 34H258V33H257ZM261 34H262V33H261ZM38 35H39V34H38ZM66 35H68V33H67ZM71 35H72V34H71ZM71 35H70V36H71ZM89 35H90V34H89ZM94 35H95V34H94ZM105 35H106V34H105ZM162 35H163V34H162ZM168 35H170V34H168ZM182 35H183V33H182ZM182 35H181V36H182ZM195 35H196V34H195ZM201 35H202V34H201ZM201 35H200V36H201ZM226 35H227V34H226ZM236 35H237V34H236ZM247 35H248V34H247ZM21 36H22V35H21ZM40 36H41V33H40ZM43 36H44V35H43ZM76 36H77V35H76ZM91 36H92V35H91ZM99 36H100V35H99ZM139 36H140V35H139ZM160 36H161V35H160ZM166 36H167V35H166ZM179 36H180V35H178V38H179ZM229 36H230V35H229ZM245 36H246V35H245ZM254 36H256V35H254ZM15 37H16V36H15ZM15 37H14V39L16 40ZM17 37H19V36L17 35ZM35 37H36V35H35ZM79 37H80V36H79ZM82 37H83V36H82ZM82 37H81V39H82ZM105 37H106V36H105ZM107 37H108V36H107ZM141 37H142V36H141ZM176 37H177V35H176ZM182 37H183V36H182ZM182 37H181V38H182ZM193 37H194V36H193ZM195 37H196V36H195ZM198 37H199V36H198ZM201 37H202V36H201ZM242 37H243V36H242ZM252 37H253V36H252ZM257 37H258V36H257ZM26 38H27V36L25 37V40H26ZM32 38H33V37H32ZM39 38H40V37H39ZM39 38H37V39H39ZM70 38H71V37H70ZM70 38H69V39H70ZM77 38H78V36H77ZM77 38H76V39H77ZM86 38H88V37H86ZM94 38H95V36H94ZM103 38H104V36H103ZM181 38H180V39H181ZM183 38H184V37H183ZM225 38H226V37H225ZM233 38H234V37H233ZM261 38H262V37H261ZM6 39H7V38H6ZM28 39H29V38H28ZM73 39H74V38H73ZM78 39H80V38H78ZM88 39H89V38H88ZM124 39H126V38H124ZM186 39H187V37H186ZM192 39H193V38H192ZM226 39H227V38H226ZM23 40H24V37H23ZM66 40L68 41V39H66ZM86 40H87V39H86ZM94 40H95V39H94ZM97 40H98V39H97ZM140 40H141V39H139V41H140ZM193 40H195V39H193ZM238 40H239V43H240V39H238ZM242 40H243V39H242ZM244 40H245V39H244ZM254 40H255V39H254ZM67 41H66V42H67ZM69 41H71V40H69ZM80 41H81V40H80ZM82 41H83V40H82ZM90 41H92V40H90ZM98 41H99V40H98ZM101 41H102V40H100V43L103 42V41H102V42H101ZM105 41H106V40H105ZM127 41H128V39H127ZM127 41H126V42H127ZM135 41H136V40H135ZM176 41H177V40H176ZM182 41H184V40H182ZM224 41H225V40H224ZM228 41H229V40H228ZM246 41H247V40H246ZM248 41H249V40H248ZM263 41H264V40H263ZM6 42H7V41H6ZM12 42H13V40H12L11 42H10V41L7 42V45L12 44ZM18 42L20 43V41H18ZM26 42H27V41H26ZM76 42H77V40H76ZM88 42H89V41H88ZM123 42H124V40H123ZM129 42H130V41H129ZM133 42H134V41H133ZM136 42H137V41H136ZM185 42H186V41H185ZM201 42H202V41H201ZM220 42H221V41H220ZM220 42H219V43H220ZM225 42H226V41H225ZM233 42H234V41H233ZM69 43H70V42H69ZM71 43H72V41H71ZM83 43H84V42H83ZM96 43H97V42H96ZM138 43L141 44V42H138ZM180 43H181V42H180ZM187 43H188V42H187ZM198 43H200V42H198ZM229 43H230V42H229ZM229 43H228V45H229ZM237 43H238V42H237ZM241 43H242V42H241ZM245 43L248 44L247 42H245ZM3 44H5V43L3 42ZM16 44H17V43H16ZM81 44H82V43H81ZM103 44H104V43H103ZM107 44H108V43H107ZM112 44H113V43H112ZM181 44H182V43H181ZM184 44H185V43H184ZM184 44H183V45H184ZM194 44H195V43H194ZM201 44H202V43H200V45H201ZM222 44H223V43H222ZM230 44H231V43H230ZM256 44H257V43H256ZM256 44H255V45H256ZM262 44H263V43H262ZM5 45H6V44H5ZM104 45H105V44H104ZM129 45H130V44H129ZM143 45H144V44H143ZM183 45H182V46H183ZM186 45H187V44H186ZM196 45H199V44L196 43ZM204 45H205V43H204ZM218 45H219V44H218ZM220 45H221V44H220ZM228 45H227V46H228ZM235 45H236V44H235ZM249 45H250V44H249ZM259 45H260V44H259ZM3 46H4V45H3ZM15 46H16V45H15ZM85 46H86V45H85ZM87 46H88V45H87ZM100 46H101V45H100ZM108 46H109V45H108ZM110 46H113V45H110ZM221 46H222V45H221ZM225 46H226V45H225ZM241 46H242V45H241ZM251 46H252V45H251ZM74 47H75V46H74ZM82 47L84 48L83 45H82ZM82 47H81V49H83ZM106 47H107V45H106ZM120 47H121V46H120ZM122 47H123V46H122ZM124 47H127V46L125 45ZM142 47H144V46H142ZM180 47H181V46H180ZM222 47H223V46H222ZM246 47H247V46H246ZM21 48H22V47H21ZM21 48H20V49H21ZM89 48H90V45H89ZM97 48H98V47H97ZM97 48H96V50H97ZM99 48H101V47H99ZM103 48H104V47H103ZM181 48H182V47H181ZM188 48H190V47H188ZM196 48H197V47H196ZM214 48H215V47H214ZM229 48H231V47H229ZM243 48H244V47H243ZM254 48H256V47L253 46V49H254ZM15 49H16V48H15ZM23 49H24V48H23ZM23 49H21V50L23 51ZM47 49H48V48H47ZM81 49H80V51H82ZM101 49H102V48H101ZM123 49H124V48H123ZM186 49H187V48H186ZM221 49H223V48H221ZM238 49H239V48H238ZM259 49H260V48H259ZM6 50H7V49H6ZM17 50H19V49H17ZM21 50H20V51H21ZM84 50H85V48H84ZM86 50H87V49H86ZM96 50H95V51H96ZM193 50H194V49H193ZM199 50H200V49H199ZM216 50H217V49H215V51H216ZM229 50H230V49H229ZM243 50H244V49H243ZM246 50H247V49H246ZM7 51H9V50H7ZM44 51H45V50H44ZM69 51H70V50H69ZM69 51H68V52H69ZM71 51H75V50H71ZM110 51H111V50H110ZM110 51H109V52H110ZM114 51H115V50H114ZM119 51H120V50H119ZM125 51H126V49H124V52H125ZM128 51H129V50H128ZM186 51H187V50H186ZM189 51H190V50H189ZM220 51H222V50H220ZM240 51H241V50H240ZM240 51H239V52H240ZM255 51H256V50H255ZM255 51H254V52H255ZM15 52H16V50H15ZM24 52H25V51H24ZM82 52H83V51H82ZM91 52H93V49H92ZM99 52H100V51H99ZM109 52H108V53H109ZM126 52H127V51H126ZM129 52H130V51H129ZM223 52H224V49H223ZM233 52H235V51H233ZM241 52H242V51H241ZM252 52H253V51H252ZM257 52H258V51H257ZM65 53H66V52H65ZM97 53H98V51H97ZM97 53H96V54H97ZM113 53H114V52H113ZM120 53H121V52H120ZM180 53H181V52H180ZM213 53H214V52H213ZM236 53H237V52H236ZM247 53H248V52H247ZM33 54H37V56H38V53H33ZM55 54H56V53H55ZM58 54H63V53H62V52H59V53H57L56 55H58ZM78 54H79V53H78ZM83 54H84V53H83ZM94 54H95V53H94ZM101 54H102V53H101ZM125 54H126V53H125ZM128 54H129V53H128ZM128 54H127V55H128ZM132 54H133V52H132ZM182 54H184V52H183ZM194 54H195V53H193L192 55H194ZM205 54H206V53H205ZM211 54H212V52H211ZM215 54H216V53H215ZM215 54H214V55H215ZM228 54H229V53H228ZM245 54H246V53H245ZM251 54H253V53H251ZM251 54H249V55H251ZM256 54H257V53H256ZM261 54H262V53H261ZM27 55H30V54L27 53ZM27 55H26V57H27ZM56 55H55V56H56ZM97 55H98V54H97ZM97 55H96V56H97ZM113 55H114V54H113ZM115 55H116V54H115ZM121 55H122V54H121ZM121 55H120V57H121ZM127 55H126V56H127ZM129 55H130V54H129ZM163 55H164V54H163ZM190 55H191V53H190ZM212 55H213V54H212ZM222 55H223V54H222ZM241 55H242V54H241ZM243 55H244V53H243ZM253 55H254V54H253ZM259 55H260V54H259ZM262 55H263V54H262ZM41 56H42V55H41ZM81 56H82V55H81ZM84 56H86V55H83V57H84ZM89 56H90V55H89ZM101 56H102V55H101ZM104 56L107 57L108 55H104ZM123 56H124V55H123ZM139 56H140V55H139ZM182 56H184V55H182ZM185 56H187V55H185ZM208 56H209V55H208ZM238 56H239V55H238ZM251 56H252V55H251ZM28 57H31V55L28 56ZM28 57H27V58H28ZM32 57H33V56H32ZM34 57H35V56H34ZM34 57H33V58H34ZM60 57H61V55H60ZM83 57H82V58H83ZM109 57H111V55L108 56V60H110ZM112 57H113V56H112ZM112 57H111V59H112ZM124 57H125V56H124ZM124 57H123V58H124ZM195 57H196V56H195ZM197 57H198V56H197ZM233 57H236V56H233ZM253 57H254V56H253ZM255 57H256V55H255ZM36 58H37V57H36ZM123 58H121V59H123ZM125 58H126V57H125ZM133 58H134V56H133ZM133 58H132L131 60H134ZM145 58H146V57H145ZM163 58L165 59V58H168V57H163ZM182 58H183V57H182ZM185 58H186V57H185ZM209 58H210V57H209ZM236 58H237V57H236ZM262 58H263V57H262ZM262 58H261V59H262ZM15 59H16V58H15ZM29 59H30V58H28V60H29ZM47 59H48V58H47ZM100 59H101V58H100ZM127 59H128V58H127ZM139 59H141V58H139ZM142 59H143V58H142ZM142 59H141V60H142ZM168 59H169V58H168ZM186 59H187V58H186ZM186 59H185V60H186ZM188 59H189V56H188ZM190 59H191V58H190ZM194 59H195V58H194ZM199 59H200V58H199ZM228 59H231V58L228 57ZM238 59H239V58H238ZM248 59H250V58H248ZM25 60H27V59H25ZM39 60H40V59H39ZM70 60H71V59H69V61H70ZM124 60H125V59H124ZM208 60H209V59H208ZM208 60H206V62H207ZM215 60H216V59H215ZM239 60H240V59H239ZM245 60H247V59H245ZM250 60H252V58H251ZM250 60H249V61H250ZM253 60H254V59H253ZM257 60H258V59H257ZM120 61H121V60H120ZM129 61H130V60H129ZM159 61H160V60H159ZM168 61H169V60H168ZM186 61H187V60H186ZM196 61H197V60H196ZM196 61H195V62H196ZM202 61H203V60H201V62H202ZM224 61H225V60H224ZM228 61H229V60H228ZM249 61H248V66L251 65V63H250ZM261 61H264V60H261ZM107 62H108V61H107ZM124 62H125V61H124ZM124 62H123V63H124ZM127 62H128V61H127ZM133 62H134V61H133ZM162 62H163V61H162ZM189 62H190V61H189ZM201 62H200V63H201ZM208 62H209V61H208ZM208 62H207V63H208ZM211 62H212V61H211ZM231 62L233 63V61H231ZM237 62H238V61H237ZM239 62H240V61H239ZM244 62H245V61H244ZM246 62H247V61H246ZM251 62H252V61H251ZM63 63H64V62H63ZM65 63H67V62H65ZM112 63H113V62H112ZM112 63H111V65L113 66L114 63H113V64H112ZM121 63H122V62H121ZM125 63H126V62H125ZM164 63H165V62H164ZM164 63H163V64H164ZM168 63H169V62H168ZM168 63H167V64H168ZM185 63H186V62H185ZM207 63H206V64H207ZM225 63H226V62H225ZM234 63H235V62H234ZM249 63H250V64H249ZM255 63H256V62H255ZM116 64H117V63H116ZM116 64H115V65H116ZM127 64H128V63H127ZM133 64H135V63H133ZM163 64L161 63L160 65H163ZM201 64H202V63H201ZM212 64H213V63H212ZM222 64H224V63H222ZM226 64H227V63H226ZM229 64H230V63H229ZM242 64H243V63H242ZM256 64H258V63H256ZM256 64H255V65H256ZM24 65H25V64H24ZM24 65H23V66H24ZM62 65H64V64H62ZM69 65H70V63H69ZM125 65H126V64H125ZM220 65H221V64H220ZM232 65H233V64H232ZM236 65H237V64H236ZM246 65H247V64H246ZM246 65H244V66H246ZM252 65H253V64H252ZM191 66H192V65H191ZM193 66H195V64H194ZM205 66H206V65H205ZM216 66H218V65H216ZM223 66H225V65H223ZM229 66H230V65H229ZM239 66H240V65H239ZM242 66H243V65H242ZM253 66H254V65H253ZM259 66H262V65L259 64ZM259 66H257V67H259ZM76 67H77V66H76ZM156 67H158V66H156ZM196 67H198V66H196ZM199 67H200V66H199ZM213 67H215V66H213ZM236 67H237V66H236ZM249 67H250V66H249ZM249 67H248V68H249ZM255 67H256V66H255ZM25 68H26V66H25ZM67 68H68V67H67ZM67 68H66L65 70H67ZM122 68H123V66H122ZM191 68H194V67H191ZM191 68H190V69H191ZM220 68H221V67H220ZM241 68H242V67H241ZM243 68H244V67H243ZM261 68H262V67H261ZM261 68H260V69H261ZM76 69H78V68H76ZM159 69H160V68H159ZM203 69H204V67H203ZM207 69H208V67H207ZM207 69H206V70H207ZM209 69H211V68H209ZM216 69H217V68H216ZM222 69H223V68H222ZM225 69H227V67H226ZM225 69H224V70H225ZM238 69H239V68H238ZM127 70H128V69H127ZM199 70H200V69H199ZM204 70H205V69H204ZM206 70H205L204 72H206ZM0 71H1V70H0ZM58 71H59V70H58ZM63 71H64V70H63ZM63 71H62V72H63ZM76 71H78V70H76ZM155 71H156V70H155ZM200 71H202V70H200ZM213 71H214V68H213ZM235 71H236V69H235ZM250 71H251V69H250ZM255 71H256V70H255ZM258 71H259V70H258ZM2 72H3V70H2ZM39 72H40V71H39ZM99 72H100V71H99ZM128 72H130V71H128ZM133 72H134V71H133ZM156 72H157V71H156ZM156 72H155V73H156ZM211 72H212V71H211ZM211 72H210V73H211ZM216 72H217V71H216ZM239 72H240V71H239ZM248 72H249V71H248ZM259 72H260V71H259ZM9 73H10V72H9ZM30 73H31V72H30ZM104 73H105V72H104ZM163 73H164V72H163ZM194 73H195V72L193 71L192 75H194ZM202 73H203V72H202ZM207 73H208V72H207ZM233 73H234V72H233ZM244 73H245V72H244ZM256 73H257V72H256ZM13 74H14V73H13ZM19 74H20V73H19ZM28 74H29V72H28ZM32 74L34 75L35 72H34V73L32 72ZM38 74H40V73H38ZM56 74H57V73H56ZM91 74H92V73H91ZM130 74H131V73H130ZM204 74H205V73H204ZM212 74H213V72H212ZM214 74H215V72H214ZM246 74H247V73H246ZM246 74H244V77L247 76ZM33 75H32V77H30V78H34ZM171 75H172V74H171ZM171 75H170V76H171ZM173 75H174V74H173ZM173 75L171 76L172 79L175 78V76H174V78H173ZM200 75H201V74H200ZM215 75H217V74H215ZM218 75H219V74H218ZM234 75H235V74H234ZM238 75H239V74H238ZM242 75H243V73H242ZM245 75H246V76H245ZM14 76H15V75H14ZM14 76H13V77H14ZM23 76L25 77L26 75L24 74ZM29 76H30V75H29ZM34 76H35V75H34ZM36 76H37V75H36ZM154 76H155V75H154ZM160 76H161V75H160ZM163 76H165V75L163 74ZM168 76H169V75H168ZM205 76H206V75H205ZM232 76H233V75H232ZM240 76H241V75H240ZM255 76H256V75H255ZM9 77H10V76H9ZM17 77H18V76H17ZM27 77H28V76H26V78H27ZM37 77L40 78L41 76L39 75V76H37ZM43 77H44V76H43ZM94 77H95V76H93V78H94ZM158 77H159V76H158ZM180 77H181V76H179V78H177V79L180 80V79H181ZM198 77L200 78L199 75L197 76V78H198ZM210 77H211V76H210ZM215 77H216V76H215ZM218 77H221V76H218ZM262 77H264V76H262ZM262 77H261V78H262ZM2 78H3V77H2ZM45 78H46V77H45ZM48 78H49V77H48ZM66 78H67V77H65V79H66ZM68 78H69V77H68ZM89 78H90V79H93V78H91V77H89ZM163 78H164V77H163ZM165 78H166V77H165ZM206 78H207V77H206ZM206 78H205V79H206ZM216 78H217V77H216ZM239 78H240V77H239ZM241 78H242V77H241ZM241 78H240V79H241ZM258 78H259V77H258ZM4 79H6V78H4ZM14 79H15V78H14ZM22 79H23V77H22ZM35 79H36V78H35ZM37 79H38V78H37ZM42 79H43V78H42ZM42 79H41V80H42ZM62 79H63V78H62ZM160 79H161V77H160ZM166 79H167V78H166ZM202 79H203V78H202ZM210 79H211V78H210ZM210 79H209V80H210ZM214 79H215V78H214ZM219 79H221V81H222L223 77H222V78H219ZM219 79H218V80H219ZM248 79H249V76L247 77V80H248ZM259 79H260V78H259ZM11 80H12V79H11ZM41 80H40V81H41ZM43 80H44V79H43ZM46 80H47V78H46ZM48 80H49V79H48ZM54 80H56V79H54ZM66 80H68V79H66ZM85 80H86V79H85ZM197 80H198V79H197ZM212 80H213V79H212ZM223 80L225 81V78H224ZM235 80H236V78H235ZM237 80H238V81H241V80H239V79H237ZM237 80H236V81H237ZM249 80H250V79H249ZM257 80H258V79H257ZM9 81H10V80H9ZM20 81H21V83H23L22 80H20ZM20 81H19V82H20ZM59 81L61 82L62 80L59 79ZM59 81H58V82H59ZM64 81H65V80H64ZM70 81H71V79H70ZM171 81H172V80H171ZM258 81H259V80H258ZM19 82H18V83H19ZM26 82H27V81H26ZM42 82H43V81H42ZM52 82H53V81H51V83H52ZM55 82H56V81H55ZM163 82H164V81H163ZM168 82H169V81H168ZM200 82H201V81H200ZM233 82H234V81H233ZM249 82H250V81H249ZM11 83H12V82H11ZM27 83H28V82H27ZM45 83H46V82H45ZM49 83H50V82H49ZM62 83H63V82H62ZM66 83H67V82H66ZM183 83H184V82H183ZM183 83H182V84H183ZM203 83H205V82H203ZM209 83H210V82H209ZM3 84H4V83H3ZM14 84H15V83H14ZM14 84H12V85H14ZM30 84H31V83H30ZM34 84H35V83H34ZM41 84H42V83H41ZM43 84H44V83H43ZM53 84H54V83H53ZM57 84L59 85V83H57ZM63 84H64V83H63ZM111 84H112V83H111ZM166 84H167V83H166ZM188 84H189V83H188ZM205 84H206V83H205ZM225 84H226V83H225ZM245 84H246V83H245ZM6 85H7V84H6ZM8 85H9V84H8ZM12 85H11V87H12ZM28 85H29V84H28ZM36 85H38V84L36 83ZM46 85H47V84H46ZM66 85H68V84H65V87H66ZM105 85H109V84L107 83V84H105ZM167 85H168V84H167ZM183 85H184V84H183ZM183 85H182V86H183ZM198 85H199V83H198ZM21 86H23V85L21 84ZM38 86H40V85H38ZM44 86H45V85H44ZM59 86H60V85H59ZM61 86H62V85H61ZM68 86H70V85H68ZM68 86H67V87H68ZM71 86H72V85H71ZM82 86H83V85H82ZM103 86H104V85H103ZM171 86H172V85H171ZM204 86H205V85H204ZM208 86H209V85H208ZM212 86H213V85H212ZM215 86H216V85H215ZM240 86H241V85H240ZM240 86H238V87H240ZM242 86H243V85H242ZM2 87H3V86H2ZM17 87H18V86H16L15 88H17ZM34 87H35V86H34ZM34 87H33V88H34ZM47 87H48V86H47ZM67 87H66V88H67ZM174 87H175V86H174ZM185 87H186V86H185ZM202 87H203V86H202ZM206 87H207V86H206ZM20 88H21V87H20ZM20 88L18 87V88H17V91H18V89H20ZM24 88H25V87H24ZM31 88H32V86H31ZM69 88H70V87H69ZM168 88H169V87H168ZM170 88H171V87H170ZM209 88H210V86H209ZM209 88H208V89H209ZM246 88H247V87H246ZM11 89L13 90L14 88H11ZM43 89H44V88H43ZM47 89H48V88H47ZM64 89H65V88H64ZM73 89H74V87H73ZM181 89H182V88H181ZM190 89H192V88H190V86H189V90H190ZM242 89H243V88H242ZM68 90H69V89H68ZM70 90H72V88H71ZM75 90H76V89H75ZM178 90H179V89H178ZM205 90H206V89H205ZM210 90H211V89H210ZM229 90H230V89H229ZM19 91H20V90H19ZM23 91L25 92L24 89H23ZM28 91H29V90H28ZM35 91H36V90H35ZM48 91H49V90H48ZM52 91H53V90H52ZM185 91H186V90H185ZM212 91H213V90H212ZM227 91H228V90H227ZM239 91H240V90H239ZM248 91H249V90H248ZM13 92H14V91H13ZM24 92H23V93H24ZM57 92H58V90H57ZM68 92H69V91H68ZM77 92H78V91H77ZM79 92H80V90H79ZM150 92H151V91H150ZM174 92H175V88H174ZM176 92H178V91H176ZM176 92H175V93H176ZM179 92L182 93L183 91H182V92L179 91ZM179 92H178V93H179ZM186 92H187V91H186ZM189 92H191V91H189ZM193 92H194V91H193ZM208 92H209V91H207V93H208ZM220 92H222V91H220ZM7 93H9V92H7ZM18 93H19V92H18ZM36 93L38 94L39 92L36 91ZM64 93H65V92H64ZM64 93H62V94L64 95ZM72 93H73V92H72ZM75 93H76V92H75ZM209 93H210V92H209ZM224 93H225V92H224ZM230 93H231V92H230ZM239 93H240V92H239ZM247 93H248V92H247ZM247 93H246V94H247ZM12 94H14V93H12ZM15 94H16V92H15ZM19 94H20V93H19ZM19 94H18V95H19ZM24 94H25V96H26V93H24ZM27 94H28V93H27ZM31 94H32V93H31ZM31 94H30V95H31ZM37 94H36V95H37ZM81 94H82V93H81ZM81 94L79 93V95H81ZM248 94H249V93H248ZM248 94H247V95H248ZM21 95H22V91H21L20 96H21ZM40 95H41V92H40ZM50 95L52 96L53 94H50ZM72 95H73V94H72ZM151 95H152V94H151ZM182 95H183V94H182ZM205 95H206V93H205ZM209 95H210V94H209ZM240 95H241V93H240ZM249 95H251V93H250ZM11 96H12V95H11ZM15 96H17V95H15ZM38 96H39V95H38ZM57 96H58V95H57ZM74 96H75V95H74ZM77 96H78V95H77ZM153 96H154V95H153ZM160 96H161V95H160ZM165 96H166V95H165ZM179 96H180V95H179ZM227 96H228V95H227ZM232 96H233V95H232ZM234 96H235V95H234ZM21 97H22V96H21ZM31 97H32V96H31ZM31 97H30V98H31ZM41 97H42V96H41ZM43 97H45V96H43ZM66 97H67V96H66ZM84 97H86V96H84ZM93 97H94V96H93ZM105 97H106V96H105ZM177 97H178V96H177ZM195 97H196V96H195ZM218 97H219V96H218ZM235 97H236V96H235ZM242 97H243V96H242ZM33 98H34V97H33ZM33 98H32V99H33ZM54 98H55V97H54ZM61 98H62V96H61ZM74 98H75V97H74ZM74 98H73V99H74ZM78 98H79V97H78ZM94 98H95V97H94ZM94 98H93V99H94ZM208 98H209V97H208ZM225 98H226V97H225ZM1 99H2V98H1ZM11 99H12V98H11ZM22 99H23V97H22ZM34 99H35V98H34ZM34 99H33V100H34ZM49 99H50V98H49ZM51 99H52V98H51ZM65 99H66V98H65ZM83 99H85V98H83ZM209 99H210V98H209ZM211 99H213L212 94H211ZM220 99H221V98H220ZM223 99H224V98H223ZM8 100H9V99H8ZM27 100H28V97H27ZM33 100H32V101H33ZM45 100H46V99H45ZM76 100H77V97H76ZM105 100H107V98H106ZM138 100H139V99H138ZM154 100H155V99H154ZM184 100H185V98H184ZM188 100H189V99H188ZM207 100H208V99H207ZM1 101H2V100H1ZM11 101H12V100H11ZM11 101H10V103H11ZM20 101H21V100H20ZM36 101H37V99H36ZM40 101H41V100H40ZM40 101H39V102H40ZM58 101H59V100H58ZM63 101H64V100H63ZM73 101H74V100H73ZM90 101H91V100H90ZM140 101H141V100H140ZM185 101H186V100H185ZM192 101H193V100H192ZM208 101H209V100H208ZM216 101H217V100H216ZM229 101H231V99H230ZM229 101H228V102H229ZM2 102H4V101H2ZM2 102H1V103H2ZM22 102H24V101H22ZM30 102H31V101H30ZM34 102H35V101H34ZM43 102H44V101H43ZM52 102H55V101L53 100ZM52 102H51V103H52ZM128 102H129V100H128ZM190 102H191V101H190ZM224 102H226V101H224ZM237 102H238V101H237ZM15 103H16V102H15ZM40 103H41V102H40ZM40 103H39V104H40ZM63 103H64V102H63ZM67 103H68V102H67ZM67 103H66V104H67ZM69 103H70V102H69ZM71 103H72V102H71ZM126 103H127V102H126ZM153 103H154V102H153ZM192 103H193V102H192ZM217 103H218V101H217ZM248 103H249V102H248ZM24 104H25V102H24ZM32 104H33V103H32ZM34 104H35V103H34ZM34 104H33V105H34ZM59 104H60V103H59ZM64 104H65V103H64ZM76 104H77V103H76ZM79 104H80V103H79ZM97 104H98V103H97ZM101 104H102V102H101ZM105 104H106V103H105ZM113 104H114V103H113ZM127 104H128V103H127ZM127 104H126V105H127ZM140 104H141V103H140ZM145 104H146V103H145ZM215 104H216V103H215ZM224 104H225V103H224ZM228 104H229V103H228ZM245 104H246V103H245ZM9 105H10V104H9ZM22 105H23V104H22ZM22 105H21V106H22ZM30 105H31V104H30ZM37 105H38V104H37ZM40 105H41V104H40ZM50 105H52V104H50ZM54 105H55V104H54ZM54 105H53V106H54ZM68 105H69V104H68ZM80 105H83V104H80ZM84 105H85V104H84ZM108 105H110V104H108ZM128 105H129V104H128ZM153 105H154V104H153ZM164 105H165V104H164ZM234 105H235V104H234ZM236 105H237V104H236ZM236 105H235V106H236ZM238 105H239V104H238ZM31 106H32V105H31ZM56 106H57V105H56ZM64 106H65V105H64ZM76 106H77V105H76ZM85 106H87V105H85ZM92 106H93V105H92ZM98 106H100V105H98ZM120 106H121V105H120ZM122 106H123V104H122ZM148 106H149V104H148ZM211 106H212V105H211ZM218 106H219V105H218ZM220 106H221V105H220ZM11 107H12V106H11ZM29 107H30V106H29ZM29 107H28V108H29ZM49 107H50V106H49ZM54 107H55V106H54ZM54 107H53V110H54ZM58 107H59V106H58ZM62 107H63V106H62ZM65 107H66V106H65ZM74 107H75V106H74ZM74 107H73V108H74ZM93 107H94V106H93ZM107 107H108V106H107ZM133 107H134V106H133ZM140 107H141V106H140ZM223 107H224V106H223ZM258 107H259V106H258ZM0 108H2V104H0ZM25 108H26V107H25ZM50 108H51V107H50ZM60 108H61V107H60ZM73 108H72V109H73ZM75 108H76V107H75ZM80 108H81V107H80ZM95 108H96V107H95ZM101 108H102V107H101ZM105 108H106V107H105ZM110 108H111V110H112V107H111V106L109 107V109H110ZM215 108H216V107H215ZM215 108H214V109H215ZM218 108H219V107H217V110H219ZM220 108H221V107H220ZM243 108H244V107H243ZM253 108H255V107H253ZM2 109H3V108H2ZM9 109H10V108H9ZM30 109H31V108H30ZM44 109H45V110H48V109L45 108V107H44ZM57 109H59V108H57ZM64 109H65V108H64ZM66 109H68V108H66ZM72 109H71V112H72ZM113 109H114V108H113ZM118 109H119V108H118ZM120 109H121V108H120ZM214 109H213V110H214ZM255 109H258V108H255ZM40 110H41V109H40ZM53 110H52V111H53ZM61 110H62V108H61ZM74 110H75V109H74ZM89 110H90V108H89ZM97 110H98V107H97ZM126 110H127V109H126ZM137 110H138V108H137ZM137 110H136L135 112H137ZM170 110H171V109H170ZM170 110H169V111H170ZM174 110H175V109H174ZM222 110H223V112H224V109H222ZM236 110H237V109H236ZM5 111H6V110H5ZM11 111H12V109H11ZM26 111H28V110H26ZM29 111H30V110H29ZM36 111H37V110H36ZM42 111H44V110H42ZM48 111L50 112V110H48ZM48 111H47V114H48ZM57 111H58V110H56V112H57ZM59 111H60V110H59ZM62 111H63V110H62ZM66 111H67V110H66ZM66 111H64V112H66ZM69 111H70V110H69ZM101 111H104V110H101ZM139 111H140V110H139ZM141 111H143V110H141ZM169 111H168V112H169ZM214 111H216V110H214ZM227 111H228V110H227ZM39 112H40V111H38V113H39ZM45 112H46V111H45ZM71 112H68V113H71ZM87 112H88V111H87ZM108 112H109V111H108ZM113 112H114V111H113ZM113 112H112V113H113ZM148 112H149V111H148ZM148 112H147V113H148ZM217 112H218V111H217ZM225 112H226V111H225ZM225 112H224V113H225ZM246 112H247V111H246ZM7 113H8V112H7ZM10 113H11V112H10ZM17 113H19V112H17ZM35 113H37V112H35ZM60 113H61V111H60ZM68 113H66V114L68 115ZM91 113H92V112H90V114H91ZM99 113H100V111H99ZM112 113L110 112L109 114H112ZM125 113H126V111H125ZM139 113H140V112H139ZM147 113H146V115H147ZM218 113H219V112H218ZM218 113H217V114H218ZM253 113H255V112H253ZM12 114H13V113H12ZM29 114H30V113H29ZM52 114H54V113L52 112ZM56 114H57V113H56ZM62 114H63V113H62ZM71 114H76V112H73V113H71ZM78 114H79V113H77V117H79ZM86 114H89V112L86 113ZM95 114H96V112H95ZM109 114H108V116H109ZM115 114H116V113H115ZM115 114H113V115H115ZM119 114L121 115V113H118V115H119ZM122 114H123V113H122ZM137 114H138V113H137ZM141 114H142V113H141ZM141 114H140V115H141ZM168 114H169V113H168ZM168 114H166V115H168ZM263 114H264V113H263ZM1 115H2V116L0 117V144L2 143V145H4L5 147L2 148V149H0V154L4 153L5 151H6V152L8 151V152H12V153H13V150L15 149L14 146H13V143H14L13 141H14V140H12V137L10 138V134H9V133L6 134V132L9 131V125H8V119H9V118L6 116L5 112H3V111H2V113H1ZM15 115H16V114H15ZM102 115H103V114H102ZM118 115H117V116H118ZM138 115H139V114H138ZM170 115H171V114H170ZM219 115H220V114H219ZM228 115H229V111H228ZM233 115L235 116V114H233ZM259 115H260V114H258L257 116H259ZM261 115H262V114H261ZM261 115H260V116H261ZM16 116H18V114H17ZM26 116H27V115H26ZM50 116H51V115H50ZM57 116H58V118H59V115H57ZM57 116H56V118H57ZM71 116H72V115H71ZM74 116H76V115H74ZM84 116H85V115H84ZM108 116H107V117H108ZM221 116H222V115H221ZM246 116H247V118H248V116H251V115H246ZM254 116H255V115H254ZM262 116H263V115H262ZM262 116H261V117H262ZM13 117H14V116H13ZM35 117H36V116H35ZM37 117H38V116H37ZM43 117H44V116H43ZM60 117H61V116H60ZM82 117H83V116H82ZM88 117H89V116H88ZM111 117H112V116H111ZM113 117H114V116H113ZM129 117H130V116H129ZM134 117H136V116H134ZM144 117H146V116H144ZM144 117H143V118H144ZM166 117H167V116H166ZM229 117H230V116H229ZM229 117H228V118H229ZM231 117H233V116L231 115ZM263 117H264V116H263ZM263 117H262V118H263ZM11 118H12V117H11ZM26 118H27V117H26ZM39 118H40V117H39ZM41 118H42V115H41ZM49 118H50V117H49ZM64 118H66V117H63V119H64ZM67 118H68V117H67ZM70 118H71V117H70ZM70 118H69V119H70ZM75 118H76V117H75ZM96 118H97V117H96ZM96 118H95V116L93 117V119H96ZM126 118H127V117H126ZM236 118H237V117H236ZM30 119H32V118H30ZM47 119H48V118H47ZM81 119H82V118H81V115H80V120H81ZM85 119H86V118H85ZM87 119H88V118H87ZM93 119H91V120H93ZM98 119H99V118H98ZM105 119H106V117H105ZM105 119H103V120H105ZM112 119H113V118H112ZM118 119L121 120V118H119V116H118ZM131 119H132V118H131ZM137 119H138V118H137ZM230 119H231V118H230ZM12 120H13V119H12ZM36 120H37V119H36ZM57 120H58V119H57ZM60 120H62V119H60ZM64 120H65V119H64ZM73 120H74V119H73ZM73 120H72V122H74ZM107 120H108V119H107ZM107 120H106V121H107ZM109 120H110V119H109ZM125 120H126V119H125ZM127 120H128V119H127ZM143 120H144V119H143ZM149 120H150V118H149ZM164 120H165V119H164ZM16 121H17V120H16ZM47 121H49V120H47ZM50 121H51V120H50ZM70 121H71V119H70ZM75 121H78V119H77V120L75 119ZM83 121H84V119H83ZM83 121H82V122H83ZM94 121H95V120H94ZM118 121H119V120H118ZM133 121H134V120H133ZM241 121H242V120H241ZM243 121H244V120H243ZM243 121H242V122H243ZM11 122H12V121H11ZM14 122H15V121H14ZM37 122H39V121H37ZM41 122H42V121H41ZM65 122H66V120H65ZM72 122H71V123H72ZM79 122L81 123V121H79ZM90 122H93V121H90ZM90 122H89V123H90ZM145 122H146V121H145ZM151 122H152V121H151ZM151 122L149 123V126H151V125H150ZM160 122H161V121H160ZM162 122H163V121H162ZM162 122H161V123H162ZM44 123H45V122H44ZM46 123H47V122H46ZM52 123H53V122H52ZM52 123H51V124H52ZM84 123H85V122H84ZM89 123H88V124H89ZM105 123H106V122H105ZM129 123L131 124L132 121L129 120ZM136 123H137V122H135V124H136ZM142 123H143V122H142ZM166 123H167V122H166ZM245 123H246V122H245ZM11 124H12V123H11ZM35 124H36L35 126H37V123H36V122H35ZM41 124H42V123H41ZM41 124H39V125H41ZM48 124H50V123H48ZM48 124H47V125H48ZM51 124H50V126H51ZM59 124H60V123H59ZM61 124H62V123H61ZM65 124H66V123H65ZM115 124H116V123H115ZM120 124H121V123H120ZM127 124H128V123H127ZM127 124H126V125H127ZM157 124H158V123H157ZM159 124H160V123H159ZM164 124H165V123H164ZM167 124H168V123H167ZM167 124H166V125H167ZM170 124H171V123L169 122L168 126H169ZM29 125H30V124H29ZM139 125H140V122H139ZM145 125H146V124H145ZM185 125H186V124H185ZM247 125H248V124H247ZM11 126H12V125H11ZM16 126H17V125H16ZM30 126H31V125H30ZM53 126H54V125H53ZM84 126H85V125H84ZM100 126H101V125H100ZM103 126H104V125H103ZM132 126H134V125H132ZM141 126L143 127V125H141ZM141 126H138V127H141ZM152 126L155 127L154 124H153ZM156 126H157V125H156ZM175 126H177V125H175ZM12 127L14 128V126H12ZM12 127H11V129H12ZM19 127H21V126H19ZM27 127H29V126L27 125ZM31 127H32V126H31ZM56 127H57V125H56ZM101 127H102V126H101ZM128 127H129V126H128ZM135 127H136V126H135ZM144 127H145V126H144ZM147 127H148V124H147ZM160 127H161V126H160ZM171 127H173V126L171 125ZM178 127H179V126H178ZM185 127H186V126H185ZM32 128H34V125H33ZM36 128H37V127H36ZM57 128H58V130L60 131V129H59L60 127H57ZM76 128H77V127H76ZM117 128H118V127H117ZM131 128H132V127H131ZM133 128H134V127H133ZM156 128H158V127H156ZM164 128H165V127H164ZM15 129H16V128H15ZM55 129H56V128H55ZM77 129H78V128H77ZM98 129H99V127H98ZM111 129H112V128H111ZM162 129H163V126H162ZM169 129H170V128H169ZM173 129H175V128H173ZM177 129H178V128H177ZM179 129H180V128H179ZM187 129H188V127H187ZM49 130H51V129H49ZM61 130H63V129H61ZM68 130H69V129H68ZM135 130L140 131L139 129H135ZM155 130H156V129H155ZM160 130H161V129H159V131H160ZM170 130H172V129H170ZM256 130H257V129H256ZM46 131H47V130H46ZM86 131H87V130H86ZM105 131H106V130H105ZM113 131H114V129H113ZM113 131H112V132H113ZM138 131H137V132H138ZM151 131H152V130H151ZM157 131H158V130H157ZM161 131H163V130H161ZM172 131H173V130H172ZM180 131H181V129H180ZM248 131H249V130H248ZM4 132H5V133H4ZM9 132H10V131H9ZM14 132H15V131H14ZM47 132H49V131H47ZM73 132H74V131H73ZM80 132H81V130H80ZM95 132H96V131H94V134L97 133V132H96V133H95ZM145 132H147V131H145ZM155 132H156V131H155ZM165 132H166V131H165ZM15 133H16V132H15ZM35 133H36V132H35ZM60 133H61V132H60ZM64 133H65V132H64ZM66 133H67V132H66ZM83 133H84V132H83ZM85 133H86V132H85ZM122 133H123V132H122ZM143 133H144V132H143ZM143 133H142V134H143ZM151 133H152V132H151ZM153 133H154V131H153ZM160 133H161V132H160ZM166 133H168V132H166ZM169 133H170V131H169ZM180 133H181V132H180ZM259 133H262V132H258L257 135H258ZM12 134H13V133H12ZM49 134H50V133H49ZM62 134H63V133H62ZM73 134H74V133H73ZM76 134H77V133H76ZM88 134H89V133H88ZM97 134H98V133H97ZM119 134H120V133H119ZM139 134H140V133H139ZM145 134H146V133H145ZM149 134H150V133H148V135H149ZM163 134H165V133H163ZM163 134H162V135H163ZM178 134H179V133H178ZM193 134H194V133H193ZM263 134H264V132H263ZM13 135H14V134H13ZM15 135H16V134H15ZM15 135H14V136H15ZM71 135H72V134H71ZM84 135H87V134H84ZM103 135H104V133H103ZM112 135H114V134H112ZM143 135H144V134H143ZM257 135H256V136H257ZM14 136H13V137H14ZM20 136H21V135H20ZM46 136H47V135H46ZM49 136H50V135H49ZM49 136H48V137H49ZM66 136H67V135H66ZM66 136H65V138L68 137V136H67V137H66ZM76 136H79V135H76ZM76 136H75V138H76ZM92 136H93V134H92ZM95 136H96V135H95ZM100 136L102 137V134H101ZM104 136H105V135H104ZM106 136H107V135H106ZM110 136H111V135H110ZM118 136H119V135H118ZM129 136H131V135H129ZM145 136H147V135H145ZM157 136H158V135H157ZM169 136H170V135H169ZM177 136H178V135H177ZM59 137H60V136H59ZM59 137H58V138H59ZM83 137H84V136H82V139H83ZM86 137H87V136H86ZM90 137H91V135L88 136V139H89ZM93 137H94V136H93ZM97 137H99V135H98ZM122 137H123V135H122ZM131 137H132V136H131ZM134 137H135V136H134ZM149 137H150V135H149ZM172 137H173V136H172ZM199 137H200V135H199ZM205 137L207 138V136H205ZM15 138H16V137H15ZM17 138H18V137H17ZM49 138H50V137H49ZM108 138H109V137H108ZM147 138H148V137H147ZM157 138H158V137H157ZM202 138H203V136H202ZM13 139H14V138H13ZM62 139H64V138H62ZM67 139H68V138H67ZM67 139H66V140H67ZM70 139H71V138H70ZM72 139H73V138H72ZM79 139H80V137H79ZM84 139H85V138H84ZM91 139H93V138H91ZM100 139H102V141H103V140L105 141V138H104V139H103V138H100ZM125 139H126V141H127V140H129V139H131V138H130V137L128 138V137L126 136ZM217 139H218V138H217ZM59 140H60V138L58 139V142H59ZM85 140H86V139H85ZM96 140H98V139H96ZM106 140H108V139H106ZM115 140H116V139H115ZM133 140H134V139H133ZM133 140H132V141H133ZM202 140H203V139H202ZM210 140H211V139H210ZM215 140H216V139H215ZM219 140H220V139H219ZM222 140H223V139H221V141H222ZM56 141H57V139H56ZM81 141H82V140H81ZM83 141H84V140H83ZM86 141H87V140H86ZM91 141L93 142L94 140H91ZM104 141H103V142H104ZM108 141H109V140H108ZM110 141H112V140L110 139ZM113 141H114V140H113ZM119 141H120V140H119ZM76 142H77V141H76ZM87 142H88V141H87ZM124 142H125V141H122V144H123ZM130 142H131V141H130ZM160 142H161V141H160ZM209 142H210V141H209ZM209 142H208V143H209ZM18 143H19V142H18ZM66 143H67V142H66ZM66 143H64V144H66ZM68 143H69V142H68ZM74 143H75V141H74ZM77 143H78V142H77ZM81 143H82V142H81ZM83 143H84V142H83ZM109 143L111 144V142H109ZM116 143H118V142H116ZM128 143H129V142H128ZM136 143H137L136 141H133L131 144H129V149L135 148V147H136ZM154 143H155V142H154ZM154 143H153V144H154ZM211 143H212V140H211ZM78 144H79V143H78ZM84 144H86V143H84ZM102 144H103V143H102ZM104 144H105V143H104ZM118 144H119V146L121 145L120 143H118ZM126 144H127V143H126ZM151 144H152V143H151ZM203 144H204V143H203ZM214 144H215V143H214ZM238 144H239V143H238ZM14 145H15V144H14ZM19 145H21V144H19ZM49 145H50V144H49ZM56 145H58V144H56ZM81 145H82V144H81ZM106 145H107V144H106ZM114 145H115V143H114ZM114 145H112V146H114ZM116 145H117V144H116ZM116 145H115V146H116ZM137 145H138V144H137ZM148 145H149V144H148ZM155 145H156V144H155ZM199 145H200V144H199ZM199 145H198V146H199ZM201 145H202V144H201ZM205 145H206V144H205ZM212 145H213V144H212ZM235 145H236V143H235ZM73 146H75V145H73ZM88 146H89V145H88ZM115 146H114V147H115ZM119 146H118V148H119ZM151 146H152V145H151ZM193 146H194V145H193ZM195 146H196V144H195ZM207 146H208V145H207ZM210 146H211V145H210ZM16 147H17V145H16ZM55 147H56V146H55ZM62 147H63V146H62ZM62 147H61V148H62ZM69 147H71L70 144H69ZM69 147H68V148H69ZM81 147H82V146H81ZM152 147H153V146H152ZM158 147H160V146H158ZM201 147H202V146H201ZM59 148H60V147H59ZM73 148H74V147H73ZM85 148H86V147H85ZM87 148H88V147H87ZM139 148H140V147H139ZM174 148H176V147H174ZM174 148H173V149H174ZM56 149H58V148H56ZM63 149H64V147H63ZM83 149H84V148H83ZM106 149H107V148H106ZM116 149H117V148H116ZM116 149H115V150H116ZM122 149H125V148H122ZM141 149H142V148H141ZM157 149H158V148H157ZM169 149H170V148H169ZM218 149H219V148H218ZM15 150H16V149H15ZM53 150H54V149H53ZM60 150H61V149H60ZM60 150H59V152H60ZM70 150H71V149H70ZM89 150H90V149H89ZM99 150H100V149H99ZM118 150H120V149H118ZM127 150H128V149H127ZM135 150H136V149H135ZM153 150H155V149H153ZM159 150H160V149H159ZM46 151H47V150H46ZM46 151H45V152H46ZM61 151L63 152L64 150H61ZM76 151H77V150H76ZM79 151H80V150H79ZM87 151H88V150H87ZM94 151H96V150H94ZM94 151H93V152H94ZM141 151H142V150H141ZM156 151H157V150H156ZM162 151H164V150H162ZM162 151H161V153H162ZM166 151H167V149H166ZM171 151H173V150H171ZM176 151H178V150H176ZM190 151H191V150H190ZM238 151H240V149H239ZM6 152H5V153H6ZM52 152H53V151H52ZM55 152H56V151H55ZM62 152H61V153H62ZM68 152H69V151H68ZM85 152H86V151H85ZM98 152H100V151H98ZM134 152H135V151H134ZM47 153H48V151H47ZM73 153H74V152H73ZM101 153H102V152H101ZM119 153H120V152H119ZM123 153H124V152H123ZM164 153H165V152H164ZM185 153H186V151H185ZM228 153H229V152H228ZM228 153H227V154H228ZM14 154H15V156H16V153H14ZM14 154H13L12 156H14ZM51 154H52V153H51ZM58 154H59V153H58ZM76 154H77V152H76ZM84 154H85V153H84ZM89 154H90V152H89ZM91 154H92V153H91ZM143 154H146V153L144 152ZM156 154H157V152H156ZM162 154H163V153H162ZM165 154H166V153H165ZM172 154H175V153H174V152H171L170 156H171ZM187 154H188V153H187ZM230 154H231V153H230ZM232 154H233V153H232ZM38 155H39V154H38ZM53 155H54V154H53ZM77 155H79V153H78ZM77 155H75V156H77ZM93 155H94V154H93ZM98 155H99V153H98ZM102 155H103V153H102ZM135 155H136V154H135ZM138 155H139V154H138ZM141 155H142V153L140 154V156H141ZM154 155H155V154H154ZM167 155H168V154H167ZM189 155H190V154H189ZM191 155H192V154H191ZM15 156H14V157H15ZM44 156H45V155H44ZM60 156H61V155H60ZM73 156H74V154H73ZM81 156H82V154H81ZM122 156H123V155H122ZM140 156H139V157H140ZM142 156H143V155H142ZM145 156H146V155H145ZM160 156H161V155H160ZM165 156H166V155H165ZM177 156H179V154H178ZM182 156H183V155H182ZM182 156H181V157H182ZM187 156H188V155H187ZM202 156H203V155H202ZM226 156H227V155H226ZM231 156H232V155H231ZM251 156H252V155H251ZM37 157H38V156H37ZM147 157H148V156H147ZM168 157H169V156H168ZM168 157H164V154H163V158H168ZM179 157H180V156H179ZM199 157H200V156H199ZM219 157H220V156H219ZM228 157H229V156H228ZM72 158H73V157H72ZM93 158H94V156H93ZM128 158H130V157H128ZM128 158H127V159H128ZM145 158H146V157H145ZM169 158H170V157H169ZM172 158H173V157H172ZM194 158L196 159V157H194ZM5 159H11V156L6 157ZM5 159H4V160H5ZM38 159H39V158H38ZM43 159H44V158H43ZM73 159H74V158H73ZM97 159H98V158H96V160H97ZM175 159H176V158H175ZM178 159H179V158H178ZM178 159H177V160H178ZM224 159H225V158H224ZM230 159H231V158H230ZM16 160H17V159H16ZM36 160H37V159H36ZM45 160H46V159H45ZM121 160H122V159H121ZM238 160H239V159H238ZM17 161H18V160H17ZM19 161H20V160H19ZM19 161H18V163H19ZM38 161H40V160H38ZM43 161H44V160H43ZM47 161H48V159H47ZM103 161H104V160H103ZM103 161H101V162L103 163ZM135 161H136V160H135ZM144 161H145V160H144ZM166 161H167V159H166ZM175 161H176V160H175ZM182 161H183V159H182ZM184 161H185V160H184ZM186 161H187V160H186ZM199 161H200V160H199ZM201 161H202V159H201ZM222 161H223V160H222ZM241 161H242V160H241ZM243 161H244V159H243ZM14 162H15V161H14ZM40 162H41V161H40ZM164 162H165V161H164ZM192 162H193V161H192ZM195 162H196V160H195ZM226 162H227V161H226ZM228 162H229V161H228ZM233 162H234V161H233ZM233 162H231V163H233ZM258 162H259V161H258ZM24 163H25V162H24ZM38 163H39V162H38ZM43 163H44V162H43ZM47 163H48V162H47ZM95 163H96V161H95ZM105 163H106V162H105ZM124 163H125V159H124ZM132 163H133V162H132ZM144 163H145V162H144ZM162 163H163V162H162ZM176 163H177V161H176ZM196 163H197V162H196ZM231 163H230V164H231ZM235 163H237V162L235 161ZM239 163H240V162H239ZM33 164H34V163H33ZM125 164H126V163H125ZM128 164H129V163H128ZM135 164H136V163H135ZM150 164H152V163H150ZM150 164H149V165H150ZM154 164H155V163H154ZM167 164H169V163L167 162ZM179 164H180V163H179ZM189 164H190V163H189ZM189 164H188V165H189ZM191 164H192V163H191ZM228 164H229V163H228ZM228 164H227V165H228ZM237 164H238V163H237ZM12 165H13V164H12ZM25 165H26V164H25ZM130 165H131V162H130ZM139 165H140V163H139ZM149 165H148V166H149ZM165 165H166V164H165ZM171 165H172V164H171ZM175 165H176V164H175ZM175 165H174V166H175ZM186 165H187V164H186ZM234 165H235V164H234ZM9 166H10V165H9ZM28 166H29V165H28ZM28 166H27V167H28ZM97 166H99V165L97 164ZM109 166H110V164H109ZM148 166H147V167H148ZM152 166H153V165H152ZM182 166H183V165H182ZM190 166L193 167V164L190 165ZM220 166H221V165H220ZM6 167H7V166H6ZM10 167H11V166H10ZM14 167H15V166H14ZM27 167H26V168H27ZM35 167H36V166H35ZM103 167H104V166H103ZM122 167H123V166H122ZM122 167H121V168H122ZM132 167H133V165H132ZM140 167H141V166H140ZM149 167H150V166H149ZM175 167H176V166H175ZM186 167H187V166H186ZM228 167H229V166H228ZM231 167H232V166H231ZM7 168H8V167H7ZM30 168H31V167H30ZM37 168H39V167H37ZM42 168H43V167H42ZM58 168H59V167H58ZM129 168H130V167H129ZM134 168H136V167H134ZM179 168H180V167H179ZM183 168H184V167H183ZM183 168H182V169H183ZM221 168H222V167H221ZM225 168H226V167H225ZM234 168H236V167H234ZM255 168H256V166H255ZM0 169H2V167H1ZM3 169H4V167H3ZM104 169H105V168H104ZM137 169H138V167H137ZM144 169H145V168H144ZM144 169H143V170H144ZM150 169H153V168H150ZM198 169H199V168H198ZM198 169H197V170H198ZM228 169H229V168H228ZM263 169H264V167H263ZM263 169H262V170H263ZM43 170H44V169H43ZM45 170H46V169H45ZM127 170H128V169H127ZM133 170H134V169H133ZM188 170H189V169H188ZM193 170H194V169H193ZM193 170H189V173H190V174H194V173L192 172ZM197 170H196V171H197ZM225 170H226V169H225ZM225 170H224V171H225ZM236 170H237V169H236ZM135 171L137 172V170H135ZM180 171H181V170H180ZM221 171H222V170H221ZM224 171H223V172H224ZM226 171H227V170H226ZM226 171H225V172H226ZM251 171H252V170H251ZM14 172H15V171H14ZM46 172H47V171H46ZM46 172H45V173H46ZM49 172H50V171H49ZM103 172H104V171H103ZM106 172H107V171H106ZM139 172H140V174L142 173L141 171H139ZM144 172H145V171H144ZM144 172H143V173H144ZM207 172H208V171H207ZM258 172H259V171H258ZM17 173H18V172H17ZM24 173H26V172H24ZM37 173H38V172H37ZM37 173H36V174H37ZM189 173H188V174H189ZM220 173H221V172H220ZM232 173H234V172H232ZM250 173H251V172H250ZM255 173H256V172H255ZM8 174H9V173H8ZM11 174H12V173H11ZM27 174H28V173H27ZM41 174H42V173H41ZM46 174H49V173H46ZM46 174H45V175H46ZM107 174H108V173H107ZM184 174H185V173H184ZM203 174H204V172H203ZM206 174H207V173H206ZM208 174H209V173H208ZM29 175H30V174H29ZM29 175H28V177H29ZM37 175H39V174H37ZM42 175H44V174H42ZM45 175H44V178H45ZM128 175H129V173H128ZM133 175H135V174H133ZM133 175H132V176H133ZM137 175H138V177H139V174H137ZM238 175H239V174H238ZM243 175H244V174H243ZM9 176H10V175H9ZM39 176H40V175H39ZM39 176H38V177H39ZM56 176H57V175H56ZM132 176H130V177H132ZM143 176H144V175H143ZM186 176H187V175H186ZM193 176H194V175H193ZM262 176H264V170L261 171V172H259V173H256V174H253V173H252L248 178H249V180L253 181V183H257L258 180H261V179H262ZM12 177H14V174H13V176H11L10 178H12ZM33 177H34V176H33ZM38 177H37V178H38ZM41 177H42V176H41ZM133 177H134V176H133ZM133 177H132V178H133ZM146 177H147V176H146ZM184 177H185V176H184ZM194 177H195V176H194ZM201 177H202V176H201ZM213 177H215V176H213ZM238 177H239V176H238ZM245 177H246V176H244V179H245ZM8 178H9V177H8ZM26 178H27V177H26V175H24V174H22V175H20V176H17V179H19V180H20V179H23V180H24V179H26ZM136 178H137V177H136ZM136 178H135V179H136ZM182 178H183V177H182ZM185 178H186V177H185ZM190 178H191V175L188 176L187 180L190 179ZM220 178H221V177H220ZM246 178H247V177H246ZM263 178H264V177H263ZM32 179H33V178H32ZM39 179H40V178H39ZM45 179H46V178H45ZM51 179H52V178H51ZM145 179H146V178H145ZM145 179H144V180H145ZM147 179H148V178H147ZM183 179H184V178H183ZM196 179H197V178H196ZM206 179H207V177H206ZM211 179H212V178H211ZM236 179H237V178H236ZM239 179H240V178H239ZM148 180H150V179H148ZM202 180H203V179H202ZM204 180H205V179H204ZM219 180H220V179H219ZM221 180H222V179H221ZM234 180H235V179H234ZM35 181L37 182V179H36ZM40 181H41V180H40ZM40 181H39V182H40ZM152 181H153V180H152ZM193 181H194V180H193ZM197 181H199V180H197ZM197 181H196V183H198ZM211 181H212V180H211ZM227 181H228V180H227ZM241 181H242V180H241ZM246 181H247V180H246ZM30 182H31V181H30ZM39 182H38V183H39ZM142 182H143V179H142ZM150 182H151V181H150ZM204 182H205V181H204ZM215 182H217V180H215ZM230 182H231V181H230ZM230 182H229V183H230ZM234 182H235V181H234ZM242 182H243V181H242ZM244 182H245V181H244ZM248 182H249V181H248ZM248 182H246V183H248ZM21 183H23V182H21ZM21 183H20V184H21ZM139 183L142 184L141 182H139ZM146 183H147V182H146ZM148 183H149V181H148ZM161 183L163 184V182H161ZM188 183H189V182H188ZM196 183H194V184H196ZM199 183H200V181H199ZM223 183H224V182H223ZM226 183H227V182H226ZM226 183H225V184H226ZM237 183H238V182H237ZM15 184H16V183H15ZM17 184H19V183H17ZM33 184H34V183H33ZM33 184H32V185H33ZM35 184H36V183H35ZM49 184H50V183H49ZM51 184L55 185L56 183H55V184H54V183H51ZM140 184H137V185H140ZM154 184H155V185H159V184L155 183V180H154ZM166 184L168 185L167 181H166ZM166 184H165V185H166ZM182 184H183V183H182ZM203 184H204V183H203ZM214 184H215V183H214ZM214 184H213V185H214ZM234 184H235V183H234ZM24 185H25V184H24ZM27 185H28V184H27ZM30 185H31V183H30ZM41 185H42V184H41ZM46 185H47V184H46ZM160 185H161V184H160ZM169 185H171V184L169 183ZM185 185H186V184H184V186H185ZM197 185H198V184H197ZM204 185H205V184H204ZM208 185H209V184H208ZM208 185H207V186H208ZM210 185H212V184H210ZM216 185H217V184H216ZM238 185H239V184H238ZM247 185H248V184H247ZM19 186H20V185H19ZM50 186H51V185H50ZM147 186H148V185H147ZM150 186H151V185H150ZM162 186H163V185H162ZM182 186H183V185H182ZM192 186H193V185H192ZM200 186H201V185H200ZM225 186H226V185H225ZM231 186H232V185H231ZM233 186H234V185H233ZM240 186H242V184H240ZM240 186H238V187H240ZM250 186H251V185H250ZM254 186H255V185H254ZM20 187H22V186H20ZM32 187H34V186H32ZM36 187H37V186H36ZM44 187L46 188V186H44ZM48 187H49V186H48ZM152 187H154V186H152ZM193 187H194V186H193ZM195 187H196V185H195ZM202 187H203V186H202ZM213 187H214V186H213ZM213 187H212V188H213ZM227 187H228V186H227ZM234 187H235V186H234ZM236 187H237V185H236ZM38 188L41 189V188L39 187V185H38ZM45 188H43V189H45ZM50 188H53V186L50 187ZM144 188H145V186H144ZM157 188H158V187H157ZM189 188H190V187H189ZM199 188H200V187H199ZM206 188H207V187H206ZM210 188H211V187L209 186V189H210ZM224 188H226V187H224ZM249 188H250V187H249ZM249 188H248V189H249ZM255 188H257L258 190H261L262 188H264V182H263V183H257V185L255 186ZM30 189H31V187H30ZM36 189H37V188H36ZM46 189H48V188H46ZM149 189H150V188H149ZM149 189H147V190H149ZM172 189H173V188H172ZM182 189H183V187H182ZM184 189H185V188H184ZM240 189H241V188H240ZM152 190H154V189H152ZM166 190H167V189H166ZM166 190H165V191H166ZM193 190H194V189H193ZM195 190H196V189H195ZM199 190H200V189H199ZM232 190H233V187H232ZM251 190H252V188H251ZM30 191H32V190H30ZM33 191H34V190H33ZM36 191H37V190H36ZM163 191H164V190H163ZM163 191H162V193H163ZM248 191H249V190H248ZM263 191H264V190H263ZM263 191H262V192H263ZM34 192H35V191H34ZM39 192H40V191H39ZM149 192H150V191H149ZM151 192H152V191H151ZM172 192H174V191H172ZM185 192H186V191H185ZM188 192H189V191H188ZM194 192H195V191H194ZM196 192H198V189H197ZM201 192H202V191H201ZM206 192H207V190H206ZM210 192H211V191H210ZM252 192H253V191H251V193H252ZM36 193H38V191H37ZM153 193H154V191H153ZM153 193H152V194H153ZM156 193H157V192H156ZM192 193H193V192H192ZM203 193H204V192H203ZM207 193H208V192H207ZM207 193H206V194H207ZM241 193H242V192H241ZM254 193H255V191H254ZM259 193H260V192H259ZM147 194H148V193H147ZM150 194H151V193H150ZM154 194H155V193H154ZM163 194H164V193H163ZM170 194H171V193H170ZM199 194L201 195L200 191H199ZM209 194H210V193H209ZM212 194H213V193H212ZM249 194H250V192H249ZM35 195H36V194H35ZM122 195H123V194H122ZM166 195H168V194H166ZM191 195H192V194H191ZM216 195H217V194H216ZM257 195H258V194H257ZM260 195H261V194H260ZM263 195H264V192L262 193V197H263ZM22 196H23V195H22ZM52 196H53V195H52ZM124 196H125V195H124ZM150 196H152V195H150ZM159 196H160V195H159ZM159 196H158V197H159ZM171 196H172V195H171ZM171 196L168 197V198L170 199V198L174 197V196H172V197H171ZM208 196H209V195H206V197H208ZM250 196H252V195L250 194ZM33 197H34V196H33ZM35 197H36V196H35ZM50 197H51V196H50ZM83 197H85V195H84ZM121 197H122V196H121ZM128 197H129V196H128ZM145 197H146V196H145ZM145 197H144V198H145ZM156 197H157V195H156ZM156 197H155V198H156ZM175 197H178V196L176 195ZM195 197H197V196L195 195ZM195 197H194V198H195ZM209 197H210V196H209ZM229 197H230V196H229ZM253 197H254V196H253ZM48 198H49V196H48ZM80 198H81V197H80ZM150 198H151V197H150ZM150 198H148V199H150ZM163 198H164V197H163ZM163 198L161 197V199H163ZM192 198H193V197H192ZM198 198H199V197H198ZM210 198H211V197H210ZM236 198H237V197H236ZM250 198H251V197H250ZM38 199H39V197H38ZM40 199H41V198H40ZM42 199H43V198H42ZM46 199H47V198H46ZM46 199H45V200H46ZM51 199H52V198H51ZM110 199H111V198H110ZM115 199H116V198H115ZM115 199H114V200H115ZM166 199H167V198H166ZM204 199H205V197H204ZM212 199H213V198H212ZM239 199H240V198H239ZM26 200H27V199H26ZM36 200H37V197H36ZM36 200H35V202H36ZM45 200H44V201H45ZM49 200H50V199H49ZM81 200H82V199H81ZM96 200H97V199H96ZM98 200H99V199H98ZM98 200H97V201H98ZM114 200H113V201H114ZM146 200H147V199H146ZM150 200H151V199H150ZM167 200H168V199H167ZM173 200H174V199H173ZM227 200H228V199H227ZM20 201H21V200H20ZM128 201H129V200H128ZM147 201H148V200H147ZM156 201H157V198H156ZM156 201H155V202H156ZM159 201H160V200H159ZM159 201H157V202H159ZM163 201H164V200H162V202H163ZM180 201H181V200H180ZM213 201H214V199H213ZM213 201H212V202H213ZM215 201H216V199H215ZM1 202H3V201H1ZM33 202H34V200H33ZM39 202H40V201H39ZM42 202H43V200H42ZM46 202H47V201H46ZM81 202H82V201H81ZM107 202H110V201L108 200ZM155 202H154V203H155ZM157 202H156V203H157ZM165 202H166V201H165ZM171 202H172V201H171ZM178 202H179V201H178ZM216 202H217V201H216ZM221 202H222V201H221ZM223 202H224V201H223ZM227 202H228V201H227ZM256 202H257V201H256ZM4 203H5V202H4ZM17 203H18V201H17ZM19 203H20V202H19ZM30 203L32 204L31 201H30ZM110 203H111V202H110ZM110 203H108V204H110ZM115 203H116V201H115ZM156 203H155V205H156ZM167 203H168V202H167ZM167 203H166V204H167ZM172 203H173V202H172ZM174 203H175V202H174ZM176 203H177V202H176ZM260 203H261V202H260ZM6 204H7V203H6ZM22 204H24V203H21V205H22ZM34 204H35V203H34ZM111 204H112V203H111ZM159 204H160V203H159ZM161 204H162V203H161ZM217 204H218V203H217ZM219 204H220V203H219ZM222 204H223V203H222ZM227 204H229V203H227ZM27 205H29V203H28ZM32 205H33V204H32ZM35 205H36V204H35ZM45 205H46V204H45ZM92 205H93V204H92ZM106 205H107V204H106ZM113 205H114V204H113ZM120 205H122V204H120ZM157 205H158V204H157ZM164 205H165V204H164ZM176 205H178V204H176ZM224 205H225V204H224ZM234 205H235V204H234ZM262 205H263V204H262ZM11 206H12V205H11ZM15 206H16V205H15ZM37 206H39V205H37ZM37 206H35V207H37ZM81 206H82V205H81ZM104 206H105V205H104ZM161 206H162V205H161ZM166 206H167V205H166ZM169 206H170V205H169ZM171 206H172V205H171ZM213 206H214V205H213ZM219 206H220V205H219ZM221 206H222V205H221ZM236 206H237V205H236ZM238 206H239V208H240V205H238ZM20 207H21V206H20ZM84 207H85V206H84ZM105 207H106V206H105ZM105 207H104V208H105ZM111 207H112V205H111ZM127 207H128V206H127ZM159 207H160V206H159ZM163 207H165V206H163ZM222 207H223V206H222ZM241 207H242V206H241ZM258 207H259V206H258ZM32 208L34 209V207H32ZM79 208H80V206H79ZM81 208H82V207H81ZM89 208H90V210H89V209H88V210L91 211V207H89ZM96 208H97V207H96ZM96 208H95V209H96ZM98 208H99V207H98ZM98 208H97V209H98ZM100 208H101V207H100ZM106 208H107V207H106ZM108 208H110V207H108ZM129 208L132 210L134 207H132V208H131V207H128V209H129ZM165 208H166V207H165ZM244 208H245V207H244ZM259 208H260V207H259ZM20 209H21V208H20ZM22 209H23V208H22ZM26 209H27V208H26ZM36 209H37V208H36ZM36 209H35V210H36ZM47 209H48V208H47ZM85 209H86V208H85ZM97 209H96V210H97ZM116 209H117V208H116ZM120 209H125V208H124V205H123L122 208H120ZM126 209H127V208H126ZM128 209H127V210H128ZM134 209H135V208H134ZM162 209H164V208H162ZM171 209H172V208H171ZM228 209H229V208H228ZM232 209H233V208H232ZM241 209H242V208H241ZM251 209H252V208H251ZM253 209H254V208H253ZM253 209H252L251 211H253ZM261 209H262V208H261ZM18 210H19V209H18ZM29 210H30V209H29ZM31 210H32V209H31ZM31 210H30V211H31ZM78 210H79V209H78ZM83 210H84V209H83ZM83 210H81V211H83ZM86 210H87V209H86ZM86 210H85V211H86ZM96 210H95V212H96ZM99 210H100V209H99ZM105 210H106V209H105ZM110 210H111V209H110ZM208 210H209V209H208ZM219 210H220V209H219ZM236 210H237V209H236ZM246 210H247V209H246ZM19 211H20V210H19ZM23 211H25V210H23ZM33 211H34V210H33ZM38 211H39V210H38ZM85 211H84V212H85ZM92 211H93V209H92ZM100 211H101V210H100ZM103 211H104V210H103ZM133 211H134V210H133ZM223 211H224V208H223ZM241 211H242V210H241ZM248 211H249V210H248ZM15 212H16V211H15ZM60 212H62L61 209H60ZM74 212H75V211H74ZM97 212H98V210H97ZM119 212H120V211H119ZM170 212H171V210H170ZM235 212H237V211H235ZM246 212H247V211H246ZM262 212H263V211H262ZM17 213H18V212H17ZM30 213H32V212H30ZM44 213H45V212H44ZM65 213H66V212H65ZM79 213H80V211H79ZM86 213H87V212H86ZM90 213H91V212H90ZM99 213L101 214V212H98V214H99ZM104 213H106V212H104ZM122 213H123V212H122ZM232 213H233V212H232ZM240 213H241V212H240ZM240 213H239V214H240ZM253 213H254V212H253ZM21 214H22V213H21ZM33 214H34V216H35V213H33ZM33 214H32V215H33ZM49 214H50V213H49ZM59 214H60V213H59ZM72 214H74V213H72ZM76 214L78 215V213H76ZM98 214H97V215H98ZM106 214H107V213H106ZM106 214H104V215H106ZM108 214H109V212H108ZM117 214H118V213H117ZM133 214H134V213H133ZM142 214H143V213H142ZM142 214H141V215H142ZM146 214H147V213H146ZM223 214H224V213H223ZM223 214H222V215H223ZM226 214H228V213H226ZM233 214H234V213H233ZM233 214H232V215H233ZM257 214H258V213H257ZM259 214H260V212H259ZM262 214H263V213H262ZM19 215H20V214H19ZM30 215H31V214H30ZM63 215H64V214H63ZM68 215H69V214H68ZM84 215H86V214H84ZM92 215H93V214H92ZM129 215H130V214H129ZM229 215H230V214H229ZM245 215H246V214H245ZM70 216H71V215H70ZM70 216H69V217H70ZM88 216H89V215H88ZM88 216H87V217H88ZM216 216H217V215H216ZM224 216H225V215H224ZM261 216H262V215H261ZM32 217H33V216H32ZM35 217H36V216H35ZM57 217H58V216H57ZM67 217H68V216H67ZM72 217H74V216H72ZM75 217H76V216H75ZM75 217H74V219H75V221H76V218H75ZM81 217H82V216H81ZM94 217H95V215H94ZM108 217H109V215H108ZM112 217H114V216L112 215ZM112 217L110 216V218H112ZM228 217H231V216H228ZM228 217H227V219H228ZM232 217H233V216H232ZM235 217H237V216H235ZM241 217H242V216H240V218H241ZM257 217H258V216H257ZM62 218H63V217H62ZM126 218H127V217H126ZM131 218H132V217H131ZM139 218H140V215H139ZM149 218H150V217H149ZM225 218H226V216H225ZM237 218H238V217H237ZM240 218H239V220H240ZM243 218H244V217H243ZM250 218H251V217H250ZM19 219H20V218H18L17 220L19 221ZM23 219H24V218H23ZM59 219H60V218H59ZM59 219H57V220H59ZM84 219H86V218H84ZM94 219H95V218H94ZM97 219H98V217H97ZM112 219H113V218H112ZM115 219H117V218L115 217ZM233 219H234V217H233ZM245 219H246V218H245ZM259 219H260V218H259ZM20 220H21V219H20ZM32 220H33V219H32ZM34 220H35V219H34ZM39 220H41V219H39ZM67 220H68V219H67ZM81 220H82V219H81ZM81 220H80V221H81ZM137 220H138V219H137ZM139 220H140V219H139ZM218 220H219V219H218ZM223 220H224V219H223ZM235 220H236V219H235ZM263 220H264V219H263ZM22 221H23V220H22ZM44 221H45V220H44ZM73 221H74V220H73ZM82 221H83V220H82ZM82 221H81V222H82ZM89 221H90V220H89ZM91 221H92V220H91ZM96 221H97V220H96ZM116 221H117V220H116ZM140 221H141V220H140ZM228 221H229V220H228ZM246 221H247V220H246ZM15 222H16V221H15ZM19 222H20V221H19ZM26 222H27V221H26ZM32 222H33V221H32ZM34 222H35V221H34ZM39 222H40V221H39ZM42 222H43V221H42ZM76 222H77V221H76ZM76 222H75V224H76ZM78 222H79V221H78ZM78 222H77V223H78ZM83 222H84V221H83ZM85 222H86V221H85ZM118 222H119V224H122V226H125V225H126L125 228L127 227V224H126V223H125V225H123V223H120V221H117V223H118ZM122 222H123V221H122ZM125 222H126V221H125ZM239 222H240V221H239ZM13 223H14V222H13ZM29 223H30V221H29ZM44 223H45V222H44ZM48 223H49V222H48ZM58 223H59V222H58ZM97 223H98V222H97ZM113 223H114V222H113ZM129 223H130V222H129ZM138 223H140V222H138ZM138 223H137V224H138ZM151 223H153V222H151ZM234 223H235V222H234ZM234 223H232V224H234ZM236 223H237V222H236ZM257 223H259V220H258ZM17 224H18V223H17ZM17 224H16V225H17ZM24 224H25V223H24ZM24 224H21V225L23 226ZM26 224H27V223H26ZM31 224H32V223H31ZM33 224H34V223H33ZM41 224H43V223H41ZM68 224H69V223H68ZM72 224L74 225L73 222H72ZM82 224H84V223H82ZM88 224H89V223H88ZM88 224H87V226H88ZM90 224H91V223H90ZM105 224H106V223H105ZM135 224H136V223H135ZM140 224H141V223H140ZM140 224H139V225H140ZM142 224H143V221H142ZM144 224H145V223H144ZM144 224H143V225H144ZM146 224H148V223H146ZM146 224H145V225H146ZM149 224H150V223H149ZM11 225H15V224H12V223H11ZM19 225H20V224H19ZM21 225H20V226H21ZM73 225H72V228H73ZM77 225H78V224H77ZM84 225H85V224H84ZM95 225H97V224H95ZM99 225H100V223H99ZM102 225H104V224L102 223ZM115 225H116V223H115ZM139 225H137V226H139ZM150 225H151V224H150ZM156 225H157V224H156ZM28 226H29V225H28ZM44 226H45V225H44ZM74 226H75V225H74ZM100 226H101V225H100ZM118 226H119V225H118ZM151 226H153V225H151ZM151 226H149V227L151 228ZM154 226H155V224H154ZM234 226H235V225H234ZM236 226H237V225H236ZM246 226H247V225H246ZM58 227H59V225H58ZM80 227H81V226H80ZM80 227H79V228H80ZM83 227H84V226H83ZM98 227H99V226H98ZM102 227H103V226H102ZM105 227H106V226H105ZM113 227H114V226H113ZM142 227H143V226H142ZM149 227H148V228H149ZM231 227H233V226H231ZM237 227H238V226H237ZM243 227H244V226H243ZM15 228H17V227H15ZM20 228H21V227H20ZM26 228H27V227H26ZM34 228H35V227H34ZM64 228H65V227H64ZM84 228H85V227H84ZM92 228H93V227H92ZM117 228H118V227H117ZM127 228H130V224H129V227H127ZM145 228H146V227H145ZM166 228H168V227H166ZM251 228H252V227H251ZM59 229H60V227H59ZM59 229H58V230H59ZM65 229H66V228H65ZM82 229H83V228H82ZM99 229H100V228H99ZM101 229H103V228H101ZM104 229H105V228H104ZM104 229H103V230H104ZM241 229H242V228H241ZM85 230H86V229H84V231H85ZM103 230H102V231H103ZM116 230H117V229H116ZM123 230H124V229H123ZM130 230H131V229H130ZM137 230H139V229H137ZM148 230H149V229H148ZM159 230H160V229H159ZM35 231H37V230H35ZM56 231H57V230H56ZM69 231L71 232V229H69ZM78 231H79V230H78ZM105 231H106V230H105ZM133 231H135V229H134ZM142 231H143V230H142ZM142 231L140 230V232H142ZM156 231H157V230H156ZM218 231L221 232L220 229H219ZM229 231H230V230H229ZM232 231H233V230H231V233H232ZM241 231H242V230H241ZM245 231H246V230H245ZM64 232H65V231H64ZM64 232H63V233H64ZM95 232H96V230H95ZM122 232H123V231H122ZM135 232H136V231H135ZM145 232H146V231H145ZM164 232H165V231H164ZM164 232H162V233H164ZM167 232H168V231H167ZM252 232H253V231H252ZM252 232H251V234H252ZM66 233H67V231H66ZM71 233H72V232H71ZM80 233H81V232H80ZM82 233H83V232H82ZM84 233H85V232H84ZM89 233H90V232H89ZM93 233H94V231H93ZM110 233H111V232H110ZM112 233H113V232H112ZM120 233H121V232H120ZM128 233H129V232H128ZM133 233H134V232H133ZM138 233H139V232H138ZM138 233H137V234H138ZM173 233H174V232H173ZM173 233H172L171 235H173ZM254 233H255V232H254ZM22 234H23V233H22ZM27 234H28V233H27ZM117 234H119V233H117ZM147 234H148V232H147ZM157 234H158V233H157ZM169 234H170V233H169ZM241 234H242V233H241ZM19 235H20V234H19ZM34 235H35V234H34ZM34 235H33V236H34ZM79 235H80V234H79ZM79 235H78V238H80ZM106 235H108V234H106ZM112 235H113V234H112ZM112 235H111V236H112ZM152 235H153V234H152ZM158 235H159V234H158ZM161 235H162V234H161ZM254 235H255V234H254ZM68 236H69V235H68ZM81 236H82V235H81ZM84 236H85V235H84ZM91 236H92V235H91ZM102 236L104 237L103 234H102ZM102 236H101V238H103ZM113 236H115V235H113ZM118 236H119V235H118ZM123 236H124V235H123ZM123 236H122V237H123ZM134 236H135V235H134ZM154 236H156V235H154ZM168 236H170V235H168ZM230 236H231V235H230ZM230 236H229V237H230ZM233 236H234V235H233ZM34 237H35V236H34ZM36 237H37V236H36ZM51 237H52V236H51ZM97 237H98V236H97ZM99 237H100V236H99ZM106 237H109V235L106 236ZM106 237H104V239H105ZM140 237H142V236H140ZM170 237H171V236H170ZM173 237H174V236H173ZM226 237H227V236H226ZM226 237H225V238H226ZM245 237H246V236H245ZM252 237H254V236H252ZM18 238H19V237H18ZM18 238H17V239H18ZM20 238H21V237H20ZM24 238H25V236H24ZM31 238H33V237H31ZM37 238H38V237H37ZM42 238H43V237H42ZM85 238H86V237H85ZM90 238H91V237H90ZM90 238H89V239H90ZM94 238H96V237H94ZM109 238H110V237H109ZM124 238H125V237H124ZM134 238H135V237H134ZM149 238H151V237H149ZM158 238H160V237H158ZM165 238H166V237H165ZM235 238H236V237H235ZM15 239H16V238H15ZM22 239H23V238H22ZM39 239H40V238H39ZM43 239H44V238H43ZM53 239H55V238H53ZM80 239H81V238H80ZM91 239H92V238H91ZM96 239H97V238H96ZM115 239H116V237H115ZM115 239H114V240H115ZM119 239H120V238H119ZM126 239H127V238H126ZM129 239H130V238H129ZM135 239H137V238H135ZM168 239H169V238H168ZM226 239H227V238H226ZM246 239H248V238L246 237ZM84 240H85V239H84ZM111 240H113V239H111ZM116 240H118V238H117ZM116 240H115V241H116ZM123 240H124V239H123ZM123 240H121L122 243H125L126 240H125V242H123ZM133 240H134V239L132 238V241H133ZM147 240H148V239H147ZM155 240H156V239H155ZM165 240H166V239H165ZM13 241H14V240H13ZM28 241H30V240L28 239ZM37 241H38V240H37ZM42 241H44V240H42ZM42 241H41V242H42ZM49 241H50V240H49ZM54 241H55V240H54ZM56 241H57V240H56ZM81 241H83V240H81ZM87 241H88V239H87ZM97 241L100 242L99 239H98ZM118 241H120V240H118ZM135 241H136V240H135ZM145 241H146V239H145ZM151 241H152V240H151ZM163 241H164V240H163ZM222 241H223V240H222ZM15 242H17V241H15ZM50 242H51V241H50ZM52 242H53V241H52ZM141 242H143V241H141ZM147 242H148V241H147ZM159 242H160V241H159ZM171 242H172V241H171ZM220 242H221V241H220ZM225 242H227V241H225ZM228 242H230V241H228ZM251 242H252V241H251ZM17 243H18V242H17ZM22 243H23V242H22ZM26 243H27V241H26ZM32 243H33V242H32ZM37 243H38V242H37ZM37 243H36V244H37ZM88 243H90V242H88ZM109 243H110V242H109ZM113 243H114V242H113ZM116 243H117V242H116ZM118 243H119V242H118ZM131 243H132V242H131ZM150 243H151V242H150ZM169 243H170V242H169ZM180 243H181V242H180ZM222 243H224V241H223ZM232 243H234V241H233ZM249 243H250V242H249ZM252 243H253V242H252ZM19 244H20V243H19ZM27 244H28V243H27ZM27 244H26V245H27ZM40 244H41V243H40V241H39V245H40ZM85 244H86V243H85ZM126 244H127V242H126ZM132 244H133V243H132ZM170 244H171V243H170ZM170 244H169V245H170ZM176 244H177V243H176ZM218 244H220V243H218ZM244 244H245V243H244ZM256 244H257V243H256ZM26 245H25V246H26ZM42 245H43V244H42ZM47 245H48V244H47ZM82 245H83V244H82ZM104 245H105V244H104ZM136 245H138V244H136ZM149 245H150V244H149ZM162 245H163V244H162ZM187 245H188V244H187ZM220 245H221V244H220ZM231 245H232V244H231ZM231 245H229V246L232 247L234 244H233L232 246H231ZM247 245H248V244H247ZM257 245H258V244H257ZM0 246H1V245H0ZM2 246H3V245H2ZM2 246H1V247H2ZM16 246H17V245H16ZM43 246H44V245H43ZM48 246H49V245H48ZM86 246H87V245H86ZM101 246H102V245H101ZM114 246H115V245H114ZM119 246H120V245H119ZM132 246H133V245H132ZM139 246H140V245H139ZM143 246H144V245H143ZM157 246H158V245H157ZM163 246H164V245H163ZM163 246H162V247H163ZM181 246H182V245H181ZM229 246H228V247H229ZM234 246H235V245H234ZM252 246H253V245H252ZM21 247H22V246H20V247L18 248V251H21V249L24 248V247H23V248H21ZM45 247H46V246H45ZM45 247H44V248H45ZM99 247H100V246H99ZM115 247H116V246H115ZM115 247H113V249H114ZM123 247H124V246H123ZM123 247H122V248H123ZM129 247H130V246H129ZM137 247H138V246H137ZM137 247H136V248H137ZM150 247H151V246H150ZM158 247H159V246H158ZM160 247H161V246H160ZM164 247H165V246H164ZM230 247H229V248H230ZM248 247H249V246H248ZM30 248H32L31 245H30ZM42 248H43V247H42ZM46 248H47V247H46ZM105 248H106V247H105ZM139 248H140V247H139ZM169 248H170V246H169ZM183 248H186V247H183ZM183 248H182V249H183ZM235 248H236V247H235ZM256 248H257V247H256ZM256 248H254V250H255ZM15 249H17V248H15ZM28 249H29V248H28ZM28 249H27V250H28ZM98 249H99V248H98ZM137 249H138V248H137ZM145 249H146V248H145ZM172 249H173V245H172ZM172 249L169 250V253L172 252V251H174V250H172ZM192 249H193V248H192ZM251 249H252V248H251ZM95 250H96V249H95ZM106 250H107V249H106ZM134 250H135V249H134ZM146 250H148V249H146ZM153 250H154V249H153ZM158 250H159V249H158ZM183 250H184V249H183ZM183 250H182V251H183ZM196 250H197V249H196ZM257 250H258V249H257ZM22 251H23V250H22ZM22 251H21V252H22ZM24 251H25V250H24ZM43 251H44V250H43ZM112 251H113V250H112ZM119 251H121V250H119ZM143 251H144V249H143ZM143 251H142V252H143ZM161 251H162V250H161ZM161 251H160V253H161ZM186 251H187V249H186ZM237 251H238V250H237ZM252 251H253V250H252ZM12 252H13V251H12ZM16 252H17V251H16ZM29 252H30V251H29ZM29 252H28V253H29ZM48 252H50V251H48ZM98 252H99V251H98ZM108 252H109V251H108ZM123 252H126V251H123ZM128 252H130V251H128ZM132 252H133V253H134V252L137 253V251H132ZM146 252H147V251H146ZM153 252H154V251H153ZM174 252H175V251H174ZM179 252H181V251H179ZM188 252H189V251H188ZM194 252H195V251H194ZM234 252H235V251H234ZM50 253H51V252H50ZM116 253H117V251H116ZM121 253H122V251H121ZM121 253H120V255H121ZM136 253H135V254H136ZM140 253H141V252H140ZM155 253H158V252H155ZM183 253H184V251H183ZM185 253H187V252H185ZM223 253H225V252H223ZM232 253H233V252H232ZM246 253H247V252H246ZM246 253H245V254H246ZM10 254H11V253H10ZM16 254H17V253H16ZM29 254H30V257H31V253H29ZM33 254H34V253H33ZM33 254H32V255H33ZM51 254H52V253H51ZM53 254H54V253H53ZM53 254H52V255H53ZM114 254H115V252H114ZM129 254H130V253H129ZM147 254H148V253H147ZM188 254H189V253H188ZM190 254H192V253H190ZM236 254H237V253H236ZM236 254H235V255H236ZM17 255H18V254H17ZM17 255H16V256H17ZM20 255H21V254H20ZM22 255H23V253H22ZM24 255L26 256L25 253H24ZM46 255H47V254H46ZM49 255H50V254H49ZM107 255H108V254H107ZM115 255H116V254H115ZM115 255H114V256H115ZM117 255H119V254L117 253ZM127 255H128V254H127ZM152 255L156 256L155 254H152ZM237 255H238V254H237ZM241 255H242V253H241ZM241 255H239V256H241ZM251 255H252V254H251ZM251 255H250V256H251ZM27 256H28V255H27ZM44 256H45V255H44ZM47 256H48V255H47ZM160 256H162V254H160ZM170 256H171V255H170ZM182 256H183V255H182ZM196 256H197V255H196ZM229 256H230V255H229ZM32 257H34V256H32ZM48 257H49V256H48ZM110 257H111V255H110ZM116 257H117V256H116ZM118 257H119V256H118ZM120 257H121V256H120ZM142 257H143V256H142ZM147 257H148V256H147ZM165 257H168V255L165 256ZM171 257H172V256H171ZM176 257H178V256H176ZM185 257H186V256H185ZM244 257H245V255H244ZM246 257L248 258L249 256L246 255ZM7 258H9V256H8ZM130 258H131V255H130ZM144 258H145V257H144ZM153 258H155V257H153ZM158 258H159V257H158ZM158 258H157V260H158ZM163 258H164V257H163ZM168 258H170V257H168ZM229 258H233V257L231 256V257H229ZM229 258H228V259H229ZM240 258H241V257H240ZM242 258H243V257H242ZM159 259H160V258H159ZM166 259H167V258H166ZM173 259H175V257H173ZM176 259H177V258H176ZM184 259H185V258H184ZM189 259H190V258H189ZM192 259H193V258H192ZM248 259H249V258H248ZM250 259H251V258H250ZM36 260H37V259H36ZM112 260H113V259H112ZM112 260H111V261H112ZM116 260H118V259H116ZM119 260H120V258H119ZM119 260H118V262H119ZM148 260H149V259H148ZM155 260H156V259H155ZM157 260H156L155 262H157ZM160 260H161V259H160ZM167 260H168V259H167ZM177 260H178V259H177ZM185 260H186V259H185ZM231 260H232V259H231ZM234 260H235V259H234ZM22 261H23V259H22ZM34 261H35V260H34ZM37 261H38V260H37ZM111 261H110V262H111ZM125 261H126V260H125ZM137 261H138V260H137ZM139 261H140V260H139ZM152 261H153V260H152ZM178 261H179V260H178ZM193 261H195V260H193ZM113 262H115V260H114ZM121 262H124V261H121ZM132 262H133V261H132ZM149 262H150V261H149ZM180 262H181V261H180ZM180 262H179V263H180ZM184 262H186V261H184ZM250 262H252V260H251ZM24 263H26V262H23V263H21V264H24ZM32 263H33V262H32ZM127 263H128V262H127ZM135 263H136V262H135ZM137 263H138V262H137ZM139 263H142V262L140 261ZM143 263H148V262H144V261H143ZM143 263H142V264H143ZM161 263H162V262H161ZM161 263H160V264H161ZM165 263H166V262H165ZM194 263H195V262H194ZM231 263H232V262H231ZM34 264H36V263H34ZM113 264H114V263H113ZM116 264H117V263H116ZM153 264H154V263H153ZM196 264H197V263H196ZM232 264H233V263H232Z\"/></svg>", "mask_w": 264, "mask_h": 264}]
</instances>
